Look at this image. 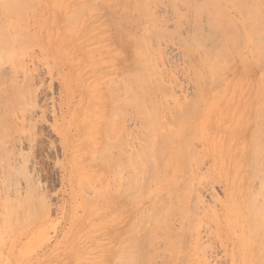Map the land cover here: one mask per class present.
<instances>
[{
	"label": "rangeland",
	"instance_id": "rangeland-1",
	"mask_svg": "<svg viewBox=\"0 0 264 264\" xmlns=\"http://www.w3.org/2000/svg\"><path fill=\"white\" fill-rule=\"evenodd\" d=\"M39 1L42 3L44 2V3L41 4V3H39ZM55 1L57 4V7H55L56 6ZM69 1L68 0H65V1H63V0H52V1L51 0H37V1L31 0V2H33V3H31L30 0H28L27 2H29L30 4L29 3H27V4L29 6L25 4V6H24L25 8L23 7L25 10L20 9L21 14L18 13L19 15L22 16L23 15L22 10H24L23 12L25 13L24 14L25 17L22 16L23 17L22 18L21 16H19L18 20L16 21V24H15V21H13L14 22L13 26H12L13 29L9 30L10 33L12 32L10 35L12 36V38H14V36L16 37L17 34L15 33L16 34L15 35L13 32L17 29V27L19 25L20 26V27H18L19 32L17 31V33L19 35L17 37L19 40H22V42H23V43H21V41H19L18 39H16V40L12 39L13 41L11 40V45L16 46V44H18V42L16 43L15 41L18 40L19 41L18 46H22L23 48L25 47V49H26L27 46H29V44H30V47H28L27 50H25V51L22 47L17 46L18 47V48L16 47L17 49L14 48L15 53H17L16 55H18L19 57L22 55L21 56L22 61H20L21 58H18V56H16L17 58L14 56V58L12 59L13 61H11V62H13V65H14V66L12 65L13 68L11 66V62L10 63L8 62L9 66H6L7 65L6 64V65H4V67H2V69H0V73L2 71V74H3V72H4V74L7 73L6 75L8 76L10 73V76H8V80L6 79V81L4 83V87H7L8 90L11 89L12 84L14 82H16L13 84L15 86L14 88H20L19 86H22L23 84H25V82L28 86V89L26 88L27 87L26 85H25L26 87L24 85L22 86L23 90L26 89L25 90L26 93L24 91V93L26 94L25 95L26 97L24 96L25 97L24 100H26V101L24 102V100H23L22 103L16 102V106H15V104L13 105L14 108L16 107V109L13 108L16 112L15 113L14 112L12 113V111L10 112V113H12L11 118L8 115L9 120L12 119V120H10L9 124L10 125L14 124L15 126L14 125L10 126L7 122L8 120L6 121V119L4 117L3 118L5 120H3L2 116H4V114H1V116H0L1 117V119H0V130H1L0 135L2 134V132H3V134H6L4 136V138H2V140L0 137V140H1V142H0V243H1L0 244V264H72V263L73 264H92V263L93 264H108V263L111 264L112 263L111 260L114 261L113 262L114 264H117L115 258L117 259L120 257L119 255H118V257H116L117 252L120 253V251H118L119 250L118 248H122V246H120L121 244H124V245L128 244V239H130V237H129L130 235H128V234L133 233L135 235L138 234L140 236L141 234H139V233H143L144 229H145V233H146V231L154 228L155 221L151 217L152 213L148 212V210H150L151 207H154L151 209L152 211L156 210V212L158 214L161 213V211L159 210L160 211V213H159L158 208L155 207V206H157L156 202L159 201L157 197H159L160 192H163L165 194V197H163L165 201H166V196H169V194H171V193H172V195L169 197H171V198L174 197L173 198L174 200L167 198L168 200L169 199L172 200V202H170L169 206L172 208L175 205L176 206V207L174 206L175 210H177V212H179V214L177 215V217H175L176 214H175V212H173V210H174V208H173L172 214L174 213L175 218L169 217L172 221L170 219L168 220L169 223L171 221V223H170L171 226L167 227V229L171 227L170 229H171V231H173V233L171 232V234L174 235V233L176 232L177 236L173 237L172 235H170L169 234L170 229L166 231V228L164 226H166V224H168V223H166L164 226L161 225L162 229H165V230L161 229L162 230L161 232L163 233V239L166 240L167 244H165L163 242L165 240H162V237L156 239V235H155L154 239L152 238V240L149 241L150 245H154V243H156V246H157L156 249L154 248L155 250L152 249L150 251V249H151L150 248L149 249L150 252L154 253L160 249L158 252L153 254L155 256L158 253L159 254L158 258L160 259V261H158L159 259L156 257L153 258L154 256L152 255V253H150L148 256L147 254L149 251H147L145 248V251H146L145 255L146 256L144 258L145 260L143 259V261H142L143 264H152V262H153V264H158V263L160 264V262L163 259L165 261L166 260L167 261L165 262L163 260L164 263L161 262V264H174L176 262H177V264H182V263L184 264L186 259L188 260V262L186 261L185 264H187V263L188 264H200V262H201V264H263L264 263L263 262V259H264L263 258L264 257V242H262L261 244H260V242L262 241L261 239H263V235H264V226H263V228L261 227V225L264 224L263 223L264 222V220H263L264 209L260 210L258 213V215H260V216H257V218L261 217L262 221H259L260 224H258L259 225L258 227L256 226L257 227V231H256V229L254 227L256 224L255 223L251 224L252 223L251 217H254V219H255V216H254L255 209L252 207V205H250L251 202L249 203V200L251 201V198L249 199V196H251L249 192L251 189H253V188H251L252 185H253L254 189L256 187L257 189L252 190L251 194H254L253 191L254 192L256 191L254 195L258 194L257 200H260L259 190H258V188H259L258 186H260V185H258V182H260V181L259 180L257 181V179H259L258 174H260V173H258V171H260V170H258L256 168V164H255V162H253V160L255 158L252 159L253 155L251 152H253L254 149L251 148L253 146L251 144L250 138L253 134L252 131H254L253 129L256 126V119H255L256 112L258 111V108L260 107V105H262V102H264V98H263L264 93L262 92L263 89L261 88L264 85L263 84L264 79H262V76H260L261 72L264 73V68H262V66L264 67V59L262 58V57H264V54H263V56L262 55L260 56L262 60L261 59L258 60L257 59L258 57L253 59L254 53L250 52L253 50L250 47L251 45L248 44L250 36L246 35L243 42L241 43L239 49L233 50V48L231 47L230 48L232 50V52H230L231 55L229 53L227 57L225 56L226 58L224 57V59L222 57H220V59H222L223 62L219 59L221 61V63H219V65H218L219 68L217 69L219 71V74H217L218 72H213V74H211V72H207L208 71L207 68L203 67V66H205V65H202V63H203L202 57L203 56L200 54V52L197 51L195 46H192L190 49H187L186 46L184 45V40L185 41H191V34L192 33L190 34V32H191L190 29L192 27L191 23H193V21L191 22L192 18L190 17V14H189V12H191V10H192L191 5L185 4V3H183V5H182L181 1L178 3L179 0H177V2L175 0V2H174L175 5L178 6V4H179L177 9L183 13V14L182 13L180 14V13H178L177 9L173 10L172 6L174 4H172V2H171L172 6H170L171 5V4H169L170 0H161L160 2L158 0H156L157 2H155V0H153V1H150L148 3L149 6H148V4L146 5L149 7V9L151 8L152 13L149 12V9L148 10L146 9L143 12L141 11L142 13L140 15L139 10L136 9L137 7H136V3H134L135 2L134 0H125L126 2L129 1V2H127L128 5H127V3H123L124 0H119L120 2H118V0H103L104 2L102 0H92L91 2H90V0L89 1L87 0V3L88 2H90V3L94 2L95 3L92 5V7H91V4L90 5L84 4L86 2V0H85V2L82 0L83 2L82 1L81 2L83 3L82 4L83 7H84V5L90 6L89 8L84 7V9L86 8V11L83 10L84 12L82 10H80L81 9L79 7L80 3L74 4L77 7L76 9L74 8L75 6L73 5V3H76L77 0H75V1L72 0L74 2L71 1L72 5L74 7L72 5H70L71 3ZM168 1H169V3H168ZM197 1H199V0H197ZM36 2L39 3V5ZM114 2H115V4H114ZM34 3L37 4V6ZM68 3H69V6H68ZM129 3L131 6L129 5ZM176 3H178V4H176ZM32 4H33V6H32ZM62 4H64V6ZM46 5H48V8H46ZM82 5L80 4V6H82ZM95 5H97V6H95ZM175 5H174V7H175ZM132 6H134L135 11L132 10L133 9ZM169 6H170V8H169ZM184 6L187 7V9ZM229 6H230L229 9L226 8V12L228 11L227 15L230 17V19H233L235 21L236 25H238L240 28H242V25L245 22L242 13L240 12V10L238 8H236L232 5H229ZM29 7L30 8L32 7L33 11H32V9L30 10ZM53 7H55V9ZM61 7H62V9H60ZM226 7H228V5ZM27 9L29 10L28 11L29 13L26 11ZM59 9H60V11H59ZM77 9H79V10H77ZM38 10H39V12H38ZM75 10H77V11H75ZM103 10H105L106 12ZM183 10L184 11L187 10V11L184 12ZM74 11L76 14L72 15V14H74ZM111 11H113V12H111ZM146 11H148V12H146ZM175 11L178 14H175ZM26 12L29 14V16L26 14ZM144 12H146L145 14L149 13L146 16L147 18L148 17H150V18L155 17L156 19H158L156 21L158 23H156L155 20H153L154 18L147 19L145 17ZM78 13H79V15H78ZM128 13H130V15ZM38 14H39V16H38ZM58 14H60V16H58ZM64 14L66 15L65 18H64V16H65ZM111 14H112V16H111ZM133 14H135V15H133ZM138 14H139V17L137 16ZM179 14L184 15L185 17L181 16L182 19H180ZM188 14H189V17L191 18V20L188 19L189 18ZM149 15H151V16H149ZM177 15H178L179 19L176 17ZM76 16H78V18ZM17 17H18V15H17ZM17 17H16V19H17ZM20 17H21V19H20ZM54 17L56 19H58V20L55 19L56 22H54L55 21ZM60 17H61V19H60ZM105 17H108V19ZM110 17H111V19H110ZM122 17H123V19H122ZM24 18H25V20L27 19L28 21L26 20L27 21L26 22L24 20ZM46 18H47V20H44ZM63 18L65 19L66 22L69 21V19L71 22H72V20L76 21V22H73L72 25H69L71 22L66 23L65 21L64 22L61 21V20H63ZM71 18H72V20H71ZM127 19H129V20H127ZM176 19L179 20V21H177L178 22L177 25H176V23H177ZM1 20H2V18H1ZM59 20H60V22H59ZM78 20H80V21H78ZM149 20H151V22L153 21L154 25H152L153 23L149 22ZM180 20L182 21V23ZM19 21H20L21 25L22 24L24 25L26 22V25L21 26ZM43 21H44V23H43ZM110 21H112L113 25L111 24ZM135 21H137V22H135ZM17 22H18V24H17ZM61 22H63V23H61ZM188 22L191 25H189V24L186 25ZM55 23H57V24H55ZM59 23H61V24L59 27H57ZM64 23H66V25ZM98 23H99V25H98ZM107 23H109V24H107ZM14 24H15L16 28H14L15 27ZM124 24H126V25H124ZM157 24L159 25V27H157ZM50 25H52V27ZM63 25H65V26H63ZM123 25H124L125 29L129 28L131 30L125 31ZM137 25H139L140 27L142 26V27L138 30L139 26L137 27ZM145 25L146 26L150 25L149 26L150 28L148 27L149 30H148V28H146ZM72 26H73V29L71 28ZM120 26L123 27L122 28L124 30L123 34H122V29ZM151 26L154 30L151 29ZM175 26H177L178 30H180V31H178L179 33L175 29L176 28ZM189 26H190V28H189ZM25 27H26L25 30H27L26 33L28 32V34L23 33V32H25V31H23L24 30L23 28H25ZM114 27H116V29L119 27L121 30H119V32H116L118 30H114L115 29ZM135 27H136V30H138V32L136 30H134L135 33L134 32L132 33L131 32L132 28L135 29ZM185 27H186V29H185ZM69 28H71V30ZM101 28H104L103 31L105 29L106 30L104 32L100 33V31L102 30ZM204 28H205V26L203 27V30H206V32H208L207 29L206 28L204 29ZM157 29L158 30L160 29L159 32L163 31L158 36H160L161 34H163V35L158 37V36L154 35V33H153L152 36H156L158 38H161V39L157 40L156 37H153L156 39V40H153V38L151 37L150 34L153 31L158 32ZM183 29L186 31H187V29H189L187 31L188 36L186 34H184L185 31ZM112 30H114L115 33ZM150 30H152V31H150ZM164 30H165V32H164ZM70 31H72L73 33ZM127 31H129V33L131 32L133 34V36H132V34H129ZM40 32H43V33H40ZM53 32H54V34H53ZM68 32H69V34L66 35V33H68ZM91 33H92V36H91ZM93 33L95 34L96 39L94 38L95 36ZM138 33L139 34L141 33L140 35L149 33L148 35L147 34L146 35L148 36V39L150 37V41H149L150 43L149 44L151 45L150 48L152 47V52L154 51L153 54H151V52H149V55L145 54L146 53L145 51L148 50V48H147L148 43L146 44L147 45L146 47L144 46L145 48H147V50L144 49L143 47L141 48V51H142V49L145 50L144 52L142 51L143 53H141L140 50L137 51L136 47L138 46V43H139L137 40L140 41V39H138V38H141L143 36L142 35L141 37H138V36H140V35H138ZM165 33H166V35H167V33H170V34H168L169 36H164ZM52 34H53V36H52ZM113 34H115V36H113ZM171 34L173 35V37ZM75 35H77V37ZM19 36L21 39L19 38ZM29 36H31L30 40L28 39V38H30ZM263 36H264V34L261 35L260 38L263 39ZM118 37H120V40H122V41H119ZM151 38H152V41H151ZM215 38H213V40L211 41V44L214 43V45L217 46L216 43L218 41L220 42L221 38L217 37V36ZM53 40H54V42H53ZM33 41H35V42H33ZM124 41L128 42V44ZM14 42H15V44H14ZM87 42H89V43L87 44ZM122 42H124L126 45L125 44L123 45ZM34 43H37V44L34 45ZM48 43H49V45H48ZM75 43H77L76 44L77 49L75 48L76 46H74ZM119 44L122 46L120 47ZM81 45H83V46H81ZM207 46H209V45H207ZM241 46H242V48H241ZM123 47H125V49H121ZM129 47H132V48H129ZM40 49H42V50H40ZM19 50L21 51V54H20ZM123 50H125V51H123ZM131 51L132 52L134 51V52L131 53ZM24 52L26 53L25 56H23L24 54H22ZM82 52H83V54H82ZM129 52H130V54H129ZM197 52L200 55H198ZM249 52L252 54V56L250 55ZM126 53L128 54L127 56H126ZM136 53L139 56L142 55L144 59L146 57L148 58V56L149 57L151 56V59H148L150 61L152 60V58L153 59L155 58V60H153V62L155 61L154 63H156L155 65L158 68H156L154 65H152L153 64L152 61H151V63L149 62V64H151L150 66H152V69L156 68V70L157 69L159 70V72L158 71L157 72L161 76H159V74H158V76L161 78V80H164V81H161L162 84H160V82H159L160 78L158 76H156L157 74L155 75L154 73H152L151 79L155 82V84L153 82H152V84H150L151 79L148 81V83H146L149 87V91H147V92H149V94L147 92L146 93L149 96L151 95L150 101L152 103H154V105H156V110H154L155 107L153 108V111H154L153 116L155 115V113H157L158 117H156V115H155V117H153V118L158 119V121L156 119V123L159 122L158 123L159 127H157L156 126L157 124L153 123L155 120L152 118V116L149 118L150 124L148 121V124L150 125V127L148 125L147 128L151 129V124H152V126L155 124L153 126V128L156 127V129H154V130H157V132L152 130V131H154L151 134V140H150L151 142H154L152 144L155 145V141H153V140L157 136L156 133H158V134L160 133V135L162 136V134L167 133V132L165 133L166 130L169 131V129H168L169 127L174 128L175 130L177 129V127L174 126V124H175L174 122L177 121V119H176L177 114L176 115L174 114L175 110L178 109L180 111V108L181 107L185 108V106H186V108H185L186 111L188 110V115H187V113L184 114V116L186 117V120H184V124H183L185 132H186V133L185 132L184 133L187 135V137L185 134L180 136V135H176V133H175L174 136L169 137V139L170 138L172 139V140L170 139V141H174L171 143L174 144L176 142L174 144L175 146H172V147H170L171 143L169 140L165 139V141H164V142H166V144L164 146L166 147L167 144L169 146V149L165 148L166 153L170 152V154H166V156H167L166 158H168V157L170 158L171 155H173V157H171L169 159V161H168V159H164V160H166L167 163L165 161H163L164 168L161 171L159 170L157 173V176H159L157 178H159L160 181L159 180L157 181L156 177H155L156 179H153L150 176V174H149V177L151 179H153L154 181L156 180L155 182L154 181L150 182V180H151L150 178H147V179H150L148 181H147L146 177L143 178V176H146L148 174H141V175H143L141 177V179L138 177L140 174H138L136 176V177H138L137 180H140V181H138V182L136 181L137 184L135 185V189H136L137 185H139L138 188L140 190L137 188L139 194H140V192H142L144 190L142 192V193H144V195L141 193V198L139 197V195L137 193L135 194L136 190L133 189L134 194H133V192L131 194L130 191L128 190L130 188H129V185H128L126 180H128L127 178H129V177L126 176V174L130 175V173H131L130 170L132 168H133L131 170L132 173H135L136 167H135L134 161H133V165H132V162L130 159L131 156H126V154H128V151H129V155H131V154L133 155V153H135V152L132 153L130 151L131 149H129V146H127V145L131 141V140L130 141L128 140L130 138L135 141V142L132 141V143H130L131 145L133 144L134 147L129 144L130 147H133V148L136 147L137 148L139 145H142L141 144L142 142L140 143V140L143 141L145 138H142L143 134L140 132H142V131L144 132V129L146 130L145 132H147V131L150 132V130H148L146 128L147 124L146 125L143 124L142 119H140V117H144V116H141L142 114H144L143 112L140 113L141 114V115H139L140 120H138V116H136V115H138L137 114L138 109L134 108L133 104H130L128 107L126 106L128 110L125 109L128 112L132 108L131 110H133V111L130 110L128 112V113H130V112L132 113L131 116H130V114H128L125 111L127 114L122 112L123 113V114L121 113V115H123V117H122L117 112L119 110L116 111L121 118H125L124 122L122 120L121 121L123 122V125H125L124 127H126L125 128L126 130L123 127L119 128L118 125H116L115 127H113V129L110 130V132L113 133L116 130V129L114 130V128H117V129L119 128L120 129L119 131H121V129H124L123 131L127 132V133L125 132L126 133L125 136L127 138H128V136H131V137H129L128 139L125 138V136H123L124 132L122 131L121 136H122V138L123 137L125 138V139L123 138L124 141H122V138L120 139L121 136L119 135L121 132L117 133L118 130H116L115 134L117 133L118 138H119V141H116L118 139L116 138V136H114V134H112V133L108 134V135H111L113 138L115 137V139H116L115 142H118V144L121 141H122L121 145L123 143L127 144L125 141L126 139L129 141V142L127 141L128 144L125 145L126 147H128V149L123 147L124 149H127L128 151L127 150L123 151L120 144L118 146H116V147H121V148H118L117 150L112 149L111 148L112 146H110L111 149H109V147H108V149L112 152V155L116 153V155L118 156V153L122 152L124 154V152H125V154H124L126 156L125 160H128V161H124V159L121 161V158H119L120 162H118V164H116V163H114V162H117V161H114L115 158L113 159V157H111L112 156L111 153H108V155H111V156H108L104 165L106 163L108 164V162H109L108 159H109V157H111L113 159V160L112 159L111 160L114 161V162L110 161V162H112L111 164H114V165L116 164L115 167H117V169H113V171H115V172H113L110 169L112 167L114 168L113 165H111V167H109L110 162L108 164L109 166H107V164L105 166L104 165L101 166L100 165L101 162H100L99 166H95L97 164L93 163V162L96 159H92V161L90 162V160H91L90 157H92L91 156L92 153L90 151L95 150L96 145H99V143L102 141V139H104L103 141H108V140H106L105 135L107 136V134H105V133H103L105 135L104 136L102 135V139H101V135H97L98 137H95V132H96L95 129L98 128V130L100 131L101 128L99 129V127H102V125H103L102 122L105 121L104 118H106L108 113H109L108 110L110 108L109 105L111 106V104H110L111 102L110 103L107 102L110 100L107 98L109 97L111 92L109 93V95L107 93L109 91L108 89H110V91H111V88H113V87L110 88L109 84L111 85L112 81H113V83H115V80L116 81L119 80L120 76H124V73H125V71H127V68L129 65H131L133 68H135V66L137 65L135 69L138 70V68L140 66L138 67V64L135 65L134 62L131 61L133 59V54L135 56ZM124 54H125V56H124ZM89 55H92L91 56L92 58L90 57L91 59L88 58ZM129 55H132V56L130 57ZM144 55H145V57H144ZM142 56H140V57H142ZM250 56L252 57V59ZM62 57H64V58H62ZM116 57H118L117 58L118 60L116 59ZM15 58L18 59V61L16 60L17 63L14 61ZM53 58H54V60H53ZM234 58H235V60H233ZM243 58H245V59L243 60ZM198 59L200 62L198 61ZM242 60L244 63L248 60L247 62H250L248 66H251V69H250V67L248 68L246 63L244 65V63H242ZM18 62H19V64H18ZM21 62H23L22 63L23 68L18 66L21 64ZM119 63H121V64H119ZM117 64H118V66H117ZM190 64L192 66H190ZM220 64H222V67ZM133 65H135V66H133ZM1 66H0V68H1ZM15 66H17L18 68L20 67V68L19 69L14 68ZM245 66L248 69V70L246 69L247 72L245 71V68H244ZM9 67H11V68H9ZM192 67H194L195 69ZM228 67H229V70H228ZM7 69L8 70L11 69V70L8 71ZM14 69H16V70L18 69L19 71L15 70L16 73L15 72L13 73ZM116 69H118V70H116ZM124 69H125V71H124ZM191 69H193V72L191 71ZM197 69L200 73H198ZM230 70L231 71L233 70V71L231 72ZM249 70L252 72L250 73ZM253 70L255 71V73ZM114 71H115V73H114ZM11 72H12V74H11ZM154 72H156V71H154ZM116 73H118L119 75H117ZM214 73H216L217 75H215ZM4 74H3V78H4ZM207 74H208V76H207ZM224 74H226V75H224ZM12 75L14 76L13 78H15L16 80L11 78ZM214 76H215V78H217L216 79L217 81L214 80V78H213ZM157 77L159 78L158 80H157ZM197 77L198 78L200 77L201 79L199 78L197 80ZM211 77L213 78L214 81L212 80ZM9 78H11V79H9ZM65 78H66V83L64 81ZM259 78L263 82L259 81ZM263 78H264V76H263ZM9 80H10V83H11V80H14V82L12 81L13 83H11V85L10 84L5 85L7 83V81L9 82ZM228 80H230V82H228ZM103 81H104L105 85L102 83ZM120 81H122V77H121ZM108 82H111V83H108ZM210 82L212 85L209 84ZM64 83H65V85H64ZM118 83H120V82H118ZM164 83H166V84H164ZM198 83H199V85H198ZM18 84H19V86H18ZM101 84H103L104 86ZM122 84H119V86L117 88L120 91V93H119L120 97L118 96L120 99H122V97H124V95L121 96L122 92H123V90H122L123 88H120V86ZM216 84H218V85H216ZM258 84L259 85L261 84V86L259 87ZM113 85L114 84H112V86ZM152 85L155 86V88ZM200 85H202V86H200ZM211 86H213L212 90L210 88ZM29 87L31 90L29 89ZM107 87H109V88H107ZM115 87H117V86H115ZM121 87H123V86H121ZM169 87H171V90L168 89ZM219 87H220V89H219ZM70 88H72V89H70ZM259 88H261V89L259 90ZM167 89L169 90V92L170 91L173 92L171 94L169 93V95H173V97L169 96L167 94L168 92L167 93L165 92V91H167ZM202 89L204 91H202ZM208 89H210V90H208ZM87 90H90V91H87ZM102 90H104V91H102ZM105 90L106 91L108 90L107 93L105 92ZM118 90H116V91H118ZM157 90H159V91H157ZM243 90H245V91H243ZM210 91H211V93H210ZM217 91H218V93H217ZM30 92H31V94H29ZM104 92H105V94H103ZM248 92H249V94H248ZM9 93H10V95L12 94L10 91H9ZM27 93H28V95H27ZM216 93H217V95H215ZM222 93L223 94L225 93V94L222 95ZM82 94H84V95H82ZM117 94H118V92H117ZM10 95H9V98L13 96V95L12 96H10ZM94 95H96V96H94ZM148 95H147V97L149 100ZM208 95H210V96H208ZM262 95H263V97H262ZM102 96L105 99L99 98ZM161 96H163V99H161L162 98ZM194 96H197V98ZM241 96H242V98H241ZM6 97H8V94L6 95ZM223 97H224V99H223ZM9 98H7V99H9ZM92 98H93V100H92ZM153 98L155 100H153ZM159 98L162 101L164 100L163 104L166 105V107L171 106V108L167 107L168 110L169 109L173 110L174 109V108L172 109L173 106L176 107L177 109L175 108L174 112H172L171 110L169 112L164 105L163 106L165 107L166 110L161 109L160 107H162V105H160V104L162 103V101L159 100ZM168 98L170 101L168 100ZM239 98H241L240 101H239ZM261 98H263V99L261 100ZM4 99H6V98L4 97ZM165 99L167 100V103H166ZM190 99L193 100V102ZM194 99H195V103H194ZM91 100L97 101V104L94 103L95 105L92 106L93 105V103H92V105H90ZM103 100H106V101H103ZM232 100H234L233 103H231ZM189 101H191V102L189 103V105H187V103ZM217 101H219V104H218L219 106L217 105V103H218ZM248 101H249V103H248ZM180 102L183 104H180ZM237 102H239V103L237 104ZM252 102H253V104H252ZM191 103H192V105H190ZM150 104L151 103L149 102V105ZM158 104H159V106H158ZM193 104H195V106ZM225 104L226 105L228 104V108L225 106ZM78 105H80V106H78ZM87 105L91 106L89 108L93 109L92 112L88 111V110H91V109H88V107L85 108V106H87ZM107 106L109 107L108 110L105 109V108H107ZM222 106H223V109L221 112ZM126 107H124V108H126ZM195 107H196V109H195ZM94 108H95V110H94ZM183 108L181 111L184 112ZM211 108H212V110H211ZM214 108H216V110ZM103 109L106 110L105 112H108L107 115L105 114V112H103ZM213 109L215 110L214 113H212ZM224 109L227 112L223 111ZM140 110H139V112H140ZM86 111H88V113ZM133 112H136L135 113L136 115ZM177 112H175V113H177ZM249 112L251 114H249ZM89 113H90V115H89ZM168 113L170 115H171V113H173L175 115V117L173 116V114L171 115V118L172 117L175 118V119L172 118L174 120V122L170 118ZM124 114L126 117L124 116ZM163 114H164V116H163ZM13 115L16 118L15 120H14ZM73 115H75V116H73ZM115 115H117V114L115 113ZM127 115H129V116H127ZM210 115H211V117H210ZM249 115H251V116H249ZM91 117H93V118H91ZM117 117L114 116V119ZM120 117H118V119H120ZM70 118L72 119V121H70L71 120ZM223 118H226V119L223 120ZM87 119H88V121H87ZM100 119H102L103 121L102 120L98 121ZM118 119H115L116 121L113 120V124H114V122H116V124H119L118 122L121 123V121H118ZM13 120L16 121L17 124ZM23 120H24V122H23ZM212 120H213V123H211ZM19 121H22L23 123L21 124ZM106 121H107V118H106ZM151 121H152V123H151ZM71 122H73V123H71ZM87 122L92 124V125H90V128H89V126H88L89 124H87ZM98 122H100L102 125L99 124ZM125 122H126V124H125ZM218 122H220V123H218ZM250 124H253V125H250ZM23 125H24V127H23ZM71 125H72V127H71ZM121 125H122V123H121ZM187 125L190 128H188ZM190 125H193V126H190ZM217 125H219L218 128H217ZM208 126H209V129H207ZM222 126H223V129H222ZM2 127L4 128V130H2ZM141 127H143L144 129ZM224 127L227 128V131H226V128L224 131ZM158 128H160V129H158ZM234 128L236 130L238 129L239 132L234 131L235 130ZM90 129H91L92 133L90 132V134H89V131L87 132V130H90ZM103 129L104 128H102L101 130L103 131ZM129 129H130L131 133H133V134L128 135V134H130V132L127 131ZM162 129L165 131H163ZM214 129H215V131H214ZM9 130H10V132H8ZM75 131H76V134H75ZM102 131H100V134H102ZM196 131H198V133H196ZM235 132H237V133H235ZM9 133H10V135H9ZM78 133H80V134H78ZM139 134L140 135L142 134L141 138H140ZM167 134L169 135V133H167ZM207 134H209V135L207 136ZM239 134L241 136H239ZM134 135H136V136L134 137ZM7 136H9V137H7ZM111 136H110V138H111ZM103 137H105V138H103ZM175 137H176V140L175 139L173 140V138H175ZM244 137H247V138H244ZM157 138H158V136H157ZM185 138L186 139L189 138L195 144H193V142H191L189 140L187 141ZM107 139H108V137H107ZM111 139H109V141ZM82 140L84 142H82ZM200 140L202 143L200 142ZM202 140L203 141L205 140V141L203 142ZM112 141L114 142V139L111 140V142ZM144 141L147 142L146 139ZM90 142L92 144L90 146H92L93 148L89 147L88 143H90ZM111 142H110V144L107 143L108 146L113 143V142L112 143ZM145 142L143 143L144 146L147 145V144H145ZM1 143H2V145H1ZM78 143H79V145H78ZM80 143H84V144H80ZM187 143H189V144H187ZM191 143L193 144V147H194L193 149L190 147V145H192ZM100 144L104 145L102 142ZM114 144H116V143H114ZM187 145H188V147H187ZM202 145H203V147H202ZM81 146H83L84 150L81 149ZM88 147L90 148V151H88L89 149L87 150ZM102 147H104V146H102ZM102 147H100V148L102 149ZM141 147L142 146H140V149H141ZM173 147H175V148H173ZM177 147H178V149L181 148L182 150H185V156H184V159L182 162L176 161L174 158L175 152H173V151H176L175 149H177ZM104 148L107 152L109 151L106 149V146ZM133 148H132V151H133ZM138 148H137V151H138ZM171 148H173V149H171ZM188 148H189V150H188ZM201 148H203L202 149V151L204 150L203 152L201 151ZM178 149H177V151L181 150V149H179V150ZM85 150L90 152V154H89L90 159L88 158L89 160L87 163H86V161H87L86 158H87L88 154ZM96 150H98V149L96 148ZM115 150L118 152H116ZM193 150L194 151L196 150L195 152H197V150H198V153H196L197 155L194 153ZM103 151H102V153H99L100 151L99 152L96 151V153L102 155L104 153ZM130 152H131V154H130ZM191 152H192V154H191ZM237 152H239V153H237ZM122 153H121V155H122ZM98 154H96V155H98ZM84 155H86V157ZM92 155H94V154H92ZM96 155H94L93 157H97ZM121 155H119V156L121 157ZM198 155H200V157L203 156L202 158L204 160L201 158L202 159L200 161L201 164L198 163L199 166L198 165L194 166L195 163H197L196 160H198V159L200 160V157ZM243 155H245V156H243ZM250 155H252V156L249 157V160H248L247 156H250ZM195 156H197L198 159ZM98 157H99L98 159L100 161L101 160L100 155ZM2 158H4V159H2ZM173 158H174V161L172 160ZM250 158L252 159L251 161H252L253 165L250 163L251 162ZM81 159H82V161H81ZM84 159H86L85 162H83ZM98 159H97V162H99ZM244 160H246V161H244ZM247 160L250 162H248ZM75 161H76V163H75ZM192 161L193 162L195 161V162H194V164L191 165ZM102 162H104V161H102ZM121 162H123V163L128 162V165H129V167L127 168L128 170H125V168H123V171L125 170L124 172L119 171V169L122 170L121 168L118 167L119 165L122 166ZM168 162L169 163L174 162V164H172V165H174L173 167L175 169L172 168V166L170 165L171 163L169 164ZM93 164H95V165L93 166ZM128 165L125 166V164H124L123 166L127 167ZM250 165H252L254 167L252 168V166H250ZM170 166H171V168H170ZM248 166H250L253 169L252 172L250 171ZM94 167L97 169H95ZM107 167H109V170L112 171V173L110 172L109 175L107 173V172H109ZM191 167L192 168L195 167L194 169H197V170H195L196 171L195 175H193L194 173L192 174L193 169L191 170L190 169ZM213 167H215V168H213ZM100 168L101 169L106 168L103 171L104 173L102 172V170ZM168 168H169V171H168ZM239 169H240V171H239ZM247 169H249L250 175L247 173L248 172ZM93 170H95L94 173H93ZM97 170H99V173H96V172H98ZM183 170H185V171H183ZM256 170H258V171L256 172ZM166 171H167V173H166ZM128 172H130V173L128 174ZM160 172H161V174H159ZM222 172H223V174H222ZM253 172H255V173L253 174ZM132 173H131V176L133 175ZM164 173H165V176H164ZM192 176L195 178L193 179ZM204 176H205V178H204ZM233 176H236V179ZM243 176L244 177L246 176V177L244 178ZM112 177L116 178V179L113 180ZM161 177H162V180H161ZM254 177H256V180L252 179ZM111 179L114 181L115 185H114V183H112L113 181ZM142 179L144 181H146V183L147 182L150 183V184L148 183L147 185H153V186H150L151 187L150 188L149 186L144 185V187H143L142 183H141V182H143ZM242 180H244V181H242ZM250 180L251 181L253 180L255 182L251 183ZM110 182L113 186L110 184ZM159 182H161V183H159ZM239 182H241V183H239ZM178 183H180V185ZM249 184L250 185L252 184V185L250 186ZM177 185L179 186L180 189L178 188ZM120 186H121V188H120ZM122 186H123V189H125L124 187H128V188H126L127 189L126 191L124 190L125 192L123 191ZM232 186H233V188H232ZM111 187H112V189H111ZM147 187H148V189H146ZM170 187H173V190ZM174 187H176V188H174ZM177 188L179 189L180 192H182V195L179 196L180 193L177 191L178 190ZM97 189H99V190H97ZM107 189L113 190V194H115L116 196H114V198H113L112 195H108V194H110L111 190L106 191V193H105V191H103V190H107ZM117 189H118V191L116 193ZM120 189H122L121 190L122 193H120V194H122V195L124 194L125 196H127L128 197L127 199L124 195L120 196V194H119ZM175 189H177V190H175ZM130 190H132V189H130ZM164 190H166V191L164 192ZM158 191H160V192L158 193ZM175 191H177V192L175 193ZM95 192H96V195H95ZM126 192L128 194L129 193L130 194L128 195ZM99 193L101 196L98 195V197H97V194H99ZM177 193H178V195L176 197ZM111 194H112V191H111ZM174 194H175V196H174ZM93 195L96 196V198ZM102 195H104V196H102ZM107 195L109 196V198ZM136 195H138L137 199L139 198V200H136L133 198ZM142 195H143V198H142ZM237 195L239 198L237 197ZM162 196H163V194L160 195V197H162ZM88 197L90 199H87ZM105 197H107L108 199ZM144 197L145 198L151 197V198L145 199ZM91 198L94 199V202H98V203L92 202L93 200ZM116 198L117 199L120 198V199H118L120 201L118 202V200ZM155 198L157 199V201L155 200ZM237 198H238V200H241V201H238ZM105 199H107V200H105ZM131 199H133V200L131 201ZM179 199H181V204L183 206L182 210H184V208L186 206H188L187 208H189V211L191 209L193 211L191 210L189 212L187 208H186V210L182 211L180 208V205H176V204H180ZM153 200L156 201L155 206H153L151 204V203H153ZM167 201L165 203L168 206L169 202H167ZM173 201L175 202L174 205L171 204V203H173ZM81 202H82V205H81ZM159 202L161 203V198H160ZM200 202H201V204H200ZM239 202H240L241 207L239 206ZM34 203L35 204L38 203L39 204L38 206L39 207L42 206V207L39 208L37 206V204L35 206ZM40 203L42 205H40ZM183 203L186 204L185 207H184ZM195 203H198V204H195ZM248 203H249L250 207L248 206ZM30 204H32V205H30ZM190 204H191V206H190ZM87 205H88V208H87ZM171 205H173V206H171ZM134 206L136 207V209L134 208ZM143 206H144L145 211L141 210V209H143L142 208ZM148 206H149V209L147 208ZM132 207H133V209H132ZM248 207L250 208V210L252 207V210L250 211L248 209ZM34 208H36V209H34ZM122 208L123 209L125 208L124 211ZM193 208H195V209H193ZM37 209H39L40 211L38 210V212H37ZM32 210L35 211V213L33 212L35 215L32 213ZM120 210H122V211H120ZM130 210L131 211L134 210L136 213L133 211L131 213L133 215H131L129 213ZM90 211H91V213H90ZM138 211L139 212L144 211L145 212V213L143 212L145 214L144 217H146V219L148 218V220L144 219V217H143L142 218V219H144V220H142L143 222L141 221V219L136 220V222H135V219L138 216L137 214H139ZM96 213L98 216L94 215ZM122 213H124V214H122ZM169 213H170V211H169ZM142 214L140 212V214H139L140 217ZM193 214H195L196 216ZM219 214H221V215L219 216ZM100 215H101V217H100ZM149 215H150V217H149ZM169 215L171 216V214H169ZM184 215H187L186 219L189 216L190 220H193L194 222H196L195 223L196 225H194V222L192 224V221H190L191 222L190 228H188V229L185 228L184 225L187 227L186 224H184L182 226V222L185 220L184 219L185 217H182ZM129 216H130V218H129ZM247 218L249 220H247ZM130 219H132V220H130ZM187 220H189V219H187ZM130 221H131V223H129ZM132 221H133V224H132ZM137 221H139V222L141 221L142 223H144L143 226H145V227L142 228L143 226H139V228L141 227L139 229L137 227L138 225H136V228H135L134 225H135V223H137ZM243 221H244V223H243ZM237 222H238V224H237ZM112 223L115 224V226L121 224L122 227L120 225L119 226L120 229H119L118 227H115ZM183 223H186V222H183ZM197 223H199V224H197ZM107 224H109V225H107ZM139 224L141 225V223H139ZM188 224H189V222H188ZM88 228H90V229H88ZM127 228H129L131 230L129 231V229H128V232L125 233V230H127ZM261 228H262V232L260 230ZM121 229H122V232L120 231ZM250 229H254V230H252L254 235H253L252 231H249ZM168 231H169V233H168ZM161 232L159 230L156 234H158V233L160 234ZM166 232L168 235L166 234ZM236 232H237V234H236ZM88 233H90V234H88ZM178 233L179 234L181 233V235H179ZM182 234L185 236H183ZM251 234H252V236H254L253 240L251 238ZM125 236L128 239L127 238L125 239ZM180 236H182L183 239ZM259 236H261L262 238H260ZM157 237H160V235ZM168 237H169V239H168ZM172 237L175 238V240H176V244H177L176 248H175V245H176L175 240ZM76 238H77V240H76ZM256 238H259V240ZM180 239L183 240L181 243L182 247L179 245V243L181 242ZM153 240H156L158 242H155ZM124 241H127V243ZM169 241H170V243H169ZM243 241H244V243H243ZM254 241L256 243V246H254ZM263 241H264V239H263ZM162 242H163L164 247L162 245ZM165 245L168 247H166ZM108 246H109V248L104 249V247H108ZM128 246L129 245H126V247H128ZM253 246H254V248H253ZM126 247H124V248L127 249ZM150 247H153V246H150ZM161 247L164 248L163 251H162ZM178 247L183 248L181 254H186V257L188 256V258H190V259L183 258L182 256H184V255L180 256L179 250H181V249ZM129 248H130V246L128 247L127 250H129ZM187 248H188V250H187ZM196 248H197V250H195ZM111 250L112 251L115 250V251L112 252ZM127 250H125V251H127ZM186 250H187V252H186ZM161 251H162V253L160 254ZM197 251L200 254L199 258H197V256L199 255V254L197 255V253H196ZM238 251H240V252H238ZM114 252H115V254H114ZM243 252H245V254ZM255 252H256V254H255ZM177 254H179L178 255L179 257H177ZM252 254H255L256 258H254V256ZM66 255H68V257L70 259L67 258ZM160 256H161V258H160ZM251 256H253V259L251 258ZM151 258L156 259V260H152ZM176 258L179 260V262ZM199 259L200 260L202 259V260L198 262ZM151 260H152V262H151ZM175 260H177V261L175 262ZM232 261H234V262H232ZM236 261H237V263H236ZM142 262H141V264H142Z\"/></svg>",
	"mask_w": 264,
	"mask_h": 264
},
{
	"label": "bare ground",
	"instance_id": "bare-ground-1",
	"mask_svg": "<svg viewBox=\"0 0 264 264\" xmlns=\"http://www.w3.org/2000/svg\"><path fill=\"white\" fill-rule=\"evenodd\" d=\"M26 0H0V66H1V68L0 69H2V67H4V65H6V66H9L8 64L11 62V61H13L12 59L14 58V56L16 57V56H18V55H16L17 53H15V50H14V48L15 49H17L18 47H22V46H18L19 45V41H21V43H23L22 42V40H19L18 39V33H17V31H18V27H20L19 25H18V27H17V29L13 32L14 34L16 33L17 34V38L14 36V38H12V36L10 35L11 33L9 32V30L11 29H13L12 28V26H13V21H15V24H16V21L18 20V18H19V16H21V15H19V14H21V12H20V9H24L25 7V4L26 5H28L27 3H29V2H25ZM34 1V0H33ZM37 1V0H36ZM52 1V0H51ZM63 1H65V0H63ZM69 1V0H68ZM72 0H70L69 2L71 3L70 5H72V2H74V1H72ZM78 1V2H77ZM76 1V3H73V5L74 4H77V3H80L81 5L83 4L82 2L84 1L85 2V0H77ZM80 1V2H79ZM82 1V2H81ZM89 1V0H88ZM92 0H90V2H91ZM103 1V0H102ZM101 1V2H102ZM135 2L134 3H136V9H138L139 10V12H140V15H141V13L143 12V11H145L146 9L148 10L149 9V2L150 1H153V0H134ZM159 2L161 1V0H158ZM181 1V4L183 5V3H185V4H189V5H191V8H192V10H191V12H189V14H190V17L192 18V20H191V18L189 17V14H188V19H190L191 20V22L193 21V23H191V24H189V22L186 24V25H191L192 27H191V29H190V34H191V41H185L184 40V45L186 46V48L187 49H190L192 46H195V48L197 49V51L198 52H200V54L203 56H201L202 58H203V63H202V65H205V66H203V67H205V68H207V72H211V74H213V72H218L217 74H219V71L217 70L219 67H218V65H219V63H221V61H222V59H220V57H222L223 59H224V57L226 56H228V54L230 53V52H232V50L230 49L231 47L233 48V50H237V49H239V47H240V45H241V43L243 42V40H244V38H245V36L246 35H249L250 36V38H249V43L248 44H250L251 46V49L253 50V51H250V52H252V53H254L253 54V59L254 58H256V57H258L257 59L259 60V59H261V55L263 56V54H264V36H263V39L262 38H260V36L261 35H263L264 34V0H199V1H197V0H179L178 1V3ZM30 2H31V0H30ZM90 2H88L87 3V0H86V2L84 3V4H86V5H90L91 4V7H92V5L93 4H95L94 2L93 3H90ZM97 2V1H96ZM104 2V1H103ZM118 2H120L119 0H118ZM127 2H129V1H127ZM125 0L123 1V3H127ZM155 2H157L156 0H155ZM171 2H172V4H174L175 5V0H170V3H169V1H168V3L169 4H171ZM176 2H177V0H176ZM31 3H33V2H31ZM37 3V2H36ZM39 3H41V4H43L42 2H40L39 1ZM39 3H37L38 5H39ZM50 3V2H49ZM62 3V2H61ZM99 3V2H98ZM113 3V2H112ZM111 3V4H112ZM178 3H176V4H178ZM30 4V3H29ZM35 4V3H34ZM37 4H35L36 6H37ZM55 4H56V1H55ZM80 4H79V7L81 8L80 10H85L86 11V8L88 7H90V6H86V5H84V7H86L85 9H84V7H83V5L82 6H80ZM114 4H115V2H114ZM148 4V6H146ZM172 4L170 5V6H172ZM63 6H64V4H62ZM72 5V6H73ZM99 5V4H98ZM127 5H128V3H127ZM129 5H130V3H129ZM174 5L172 6L173 7V10H176L177 9V7L179 6V4H178V6L177 5H175V7H174ZM228 5V7H226ZM229 5H232V6H234V7H236V8H238L239 10H240V12L242 13V15H243V17H244V20H245V22L243 23V25H242V28H240L238 25H236V23H235V21L233 20V19H230V17L227 15V12H226V8H230V6ZM29 6V5H28ZM32 6H33V4H32ZM68 6H69V3H68ZM75 6V5H74ZM73 6V7H74ZM95 6H97V5H95ZM101 6V5H100ZM131 6V5H130ZM135 6V5H134ZM134 6H132L133 7V9L132 10H134L135 8H134ZM170 6H169V8H170ZM24 7V8H23ZM27 7V6H26ZM55 7H57V4H56V6ZM55 7H53L54 9H55ZM83 7V8H82ZM125 7V6H124ZM185 7V6H184ZM30 8V7H29ZM28 8V9H29ZM38 8V7H37ZM46 8H48V5H46ZM75 9L77 8L76 6L74 7ZM186 9H187V7H185ZM26 10L27 12L29 11V10ZM32 9V11H33V8L31 7L30 8V10ZM40 9V8H39ZM51 9V8H50ZM60 9H62V7L60 8ZM60 9H59V11H60ZM114 9V8H113ZM25 10V9H24ZM24 10H22V13H23V15L22 16H24L25 17V13L23 12ZM35 10V9H34ZM77 10H79V9H77ZM77 10H75V11H77ZM88 10V9H87ZM75 11H74V14H72V15H75L76 13H75ZM103 11H105V10H103ZM135 11V10H134ZM142 11V12H141ZM177 11H178V13H182L181 11H179L178 9H177ZM184 11V10H183ZM187 11V10H186ZM186 11H184V12H186ZM189 11V10H188ZM26 12V14L29 16V12L27 13ZM38 12H39V10H38ZM57 12V11H56ZM80 12V11H79ZM84 12V11H83ZM106 12V11H105ZM111 12H113V11H111ZM138 12V13H139ZM146 12H148V11H146ZM146 12H144V14L146 13ZM149 12L150 13H152L151 12V8L149 9ZM19 13V14H18ZM81 13V12H80ZM126 13V12H125ZM178 13H176V11H175V14H178ZM102 14V13H101ZM100 14V15H101ZM119 14V13H118ZM122 14V13H121ZM120 14V15H121ZM129 15H130V13H128ZM149 14V13H148ZM148 14H145V17L148 15ZM179 14V15H180ZM183 14V13H182ZM17 15H18V17H17ZM26 15V16H27ZM48 15V14H47ZM65 15V14H64ZM78 15H79V13H78ZM114 15V14H113ZM119 15V16H120ZM132 15V14H131ZM133 15H135V14H133ZM21 16V17H22ZM38 16H39V14H38ZM41 16V15H40ZM44 16V15H43ZM58 16H60V14H58ZM90 16V15H89ZM110 16V15H109ZM111 16H112V14H111ZM138 17H139V14L137 15ZM136 16V17H137ZM144 16V15H143ZM142 16V17H143ZM149 16H151V15H149ZM153 16V15H152ZM175 16V15H174ZM184 16V15H180V19H182V17ZM187 16V15H186ZM16 17H17V19H16ZM21 17H20V19H21ZM63 17V16H62ZM66 17V15L64 16V18ZM77 18H78V16H76ZM80 17V16H79ZM124 17V16H123ZM123 17H122V19H123ZM131 17V16H130ZM178 19H179V17H178V15L176 16ZM175 17V18H176ZM185 17V16H184ZM1 18H2V20H1ZM9 18V19H8ZM23 18V17H22ZM63 18V20H61V21H65V19ZM70 18V17H69ZM73 18V17H72ZM72 18H71V20H72ZM105 18H107L108 19V17H105ZM116 18V17H115ZM132 18V17H131ZM147 18V17H146ZM150 17H148L147 19H149ZM151 18H154L153 20H155V22L158 20V19H156L155 17H151ZM150 18V19H151ZM234 18V17H233ZM14 19V20H13ZM56 18L54 17V20H55ZM60 19H61V17H60ZM68 19V18H67ZM110 19H111V17H110ZM113 19V18H112ZM125 19V18H124ZM178 19H176V22L177 21H179ZM187 19V18H186ZM9 20V21H8ZM24 20H25V18H24ZM27 20V19H26ZM25 20V21H26ZM44 20H47V18L46 19H44ZM56 20H58V19H56ZM56 20L54 21V22H56ZM75 20V19H74ZM117 20V19H116ZM127 20H129V19H127ZM161 20V19H160ZM3 21V22H2ZM7 21V22H6ZM28 21V20H27ZM26 21V22H27ZM78 21H80V20H78ZM121 21V20H120ZM134 21V20H133ZM181 21V20H180ZM189 21V20H188ZM26 22H25V24L24 25H26ZM59 22H60V20H59ZM63 22H61V23H63ZM66 22V21H65ZM67 22H71L70 21V19H69V21H67ZM66 22V23H67ZM73 22H76V21H73L72 20V22L69 24V25H72L73 24ZM88 22V21H87ZM111 22V24H112V21H110ZM135 22H137V21H135ZM149 22H151V20H149ZM174 22V21H173ZM175 22V23H176ZM19 23H20V21H19ZM43 23H44V21H43ZM47 23V22H46ZM50 23V22H49ZM61 23H59L58 24V26L57 27H59L60 26V24ZM66 23H64L65 25H66ZM100 23V22H99ZM99 23H98V25H99ZM121 23V22H120ZM123 23V22H122ZM151 23H153V21L151 22ZM150 23V24H151ZM156 23H158V22H156ZM155 23V24H156ZM181 23H182V21H181ZM15 24H14V26H15ZM17 24H18V22H17ZM55 24H57V23H55ZM107 24H109V23H107ZM178 24V22L176 23V25ZM20 25H21V23H20ZM23 24L21 25V26H24ZM65 25H63V26H65ZM68 25V26H69ZM76 25V24H75ZM97 25V24H96ZM113 25V24H112ZM124 25H126V24H124ZM124 25H123V27H124ZM152 25H154V23L152 24ZM51 27H52V25H50ZM84 26V25H83ZM139 25H137V27H138ZM146 26V25H145ZM150 25H148V26H146V28H148ZM205 26V28L207 29V31L208 32H206V30H203V27ZM27 27V26H26ZM26 27L25 28H23L24 30L23 31H25V32H23V33H25V34H28V32L26 33V31L27 30H25L26 29ZM85 27V26H84ZM112 27V26H111ZM121 27V26H120ZM123 27H121V29L123 28ZM142 27V26H141ZM140 26H139V28H138V30L141 28ZM157 27H159V25L157 24ZM176 28V30H177V32L178 31H180V30H178V27L177 26H175ZM183 27V26H182ZM187 27V26H186ZM186 27H185V29H186ZM14 28H16V26L14 27ZM28 28V27H27ZM49 28V27H48ZM72 29H73V26L71 27ZM71 28H69L70 30H71ZM83 28V27H82ZM115 29L114 30H118V31H116V32H119V30H121L119 27L116 29V27H114ZM150 28V27H149ZM149 28H148V30H149ZM189 28H190V26H189ZM204 28V29H205ZM21 29V28H20ZM93 29V28H92ZM100 29V28H99ZM102 30L100 31V33L101 32H104L103 31V29L104 28H101ZM110 29V28H109ZM124 29H125V27H124ZM151 29L152 30H154L153 28H152V26H151ZM38 30V29H37ZM77 30V29H76ZM114 30H112L113 32H114ZM126 30H131V29H125V31ZM134 30H136V27H135V29H133L132 28V33L134 32ZM138 30H136L137 32H138ZM147 30V29H146ZM152 30H150V31H152ZM158 30V29H157ZM160 30V29H159ZM159 30H158V32H150L151 34V37L153 38V37H156V36H158L161 32H163V31H161V32H159ZM184 30V29H183ZM189 29H187V31H188ZM54 31V30H53ZM124 30L122 29V34L124 33L123 32ZM185 31V33L184 34H188V32L186 31V30H184ZM19 32V31H18ZM70 32H72V31H70ZM111 32V31H110ZM128 33H129V31H127ZM129 33V34H132V33ZM164 32H165V30H164ZM40 33H43V32H40ZM73 33V32H72ZM115 33V32H114ZM135 33V32H134ZM142 33V32H141ZM140 33V34H141ZM144 33V32H143ZM153 33H154V35H156V36H152L153 35ZM179 33V32H178ZM15 34V35H16ZM53 34H54V32H53ZM53 34H52V36H53ZM67 34H69V32L68 33H66V35ZM94 34V33H93ZM98 34V33H97ZM118 34V33H117ZM126 34V33H125ZM124 34V35H125ZM137 34V33H136ZM139 33H138V35H140ZM147 34V33H146ZM146 34H142V35H140V36H138V37H141V38H138V39H140V41L139 40H137L139 43H138V46L136 47L137 48V51L138 50H140V52L141 53H143L145 50L144 49H146L147 50V48H148V50L147 51H145L146 53L145 54H148L149 55V52H151V54H153L154 53V51L152 52V47L150 48V37H149V39H148V34L146 35ZM168 34H170V33H167V35H166V33L164 34V36H169ZM119 35V34H118ZM117 35V36H118ZM135 35V34H134ZM161 35H163V34H161ZM160 35V36H161ZM172 35V34H171ZM180 35V34H179ZM26 36V35H25ZM72 36V35H71ZM76 37H77V35H75ZM91 36H92V33H91ZM94 36H95V34H94ZM105 36V35H104ZM113 36H115V34H113ZM132 36H133V34H132ZM147 36V37H146ZM160 36H158V37H160ZM188 36V35H187ZM214 36V37H213ZM220 37L221 38V41L219 42H215L216 44H217V46L216 45H214V43H212L211 44V41L213 40V38H215V37ZM30 38H28L29 40L31 39V36H29ZM51 37V36H50ZM73 37V36H72ZM136 37V36H135ZM158 37H156L157 38V40L158 39H161V38H158ZM172 37H173V35H172ZM213 37V38H212ZM19 38H20V36H19ZM41 38V37H40ZM75 38V37H74ZM73 38V39H74ZM95 39H96V36L94 37ZM119 38V41H122V40H120V37H118ZM128 38V37H127ZM137 38V37H136ZM152 38H151V41H152ZM212 38V39H211ZM12 39H14V40H16V39H18L17 41H15L16 43L18 42V44H16V46L14 45H11V40ZM21 39V38H20ZM71 39V38H70ZM90 39V38H89ZM135 39V38H134ZM164 39V38H163ZM172 39V38H171ZM216 39V38H215ZM27 40V39H26ZM40 40V39H39ZM72 40V39H71ZM75 40V39H74ZM73 40V41H74ZM100 40V39H99ZM124 40V39H123ZM129 40V39H128ZM153 40H156L155 38H153ZM173 40V39H172ZM13 41V40H12ZM28 41V40H27ZM26 41V42H27ZM32 41V40H31ZM30 41V42H31ZM94 41V40H93ZM96 41V40H95ZM118 41V42H119ZM15 42H14V44H15ZM29 42V41H28ZM33 42H35V41H33ZM37 42V41H36ZM50 42V41H49ZM52 42V41H51ZM53 42H54V40H53ZM52 42V43H53ZM69 42V41H68ZM124 42H126V41H124ZM124 42H122L123 43V45L125 44ZM47 43V42H46ZM89 42H87V44H88ZM91 43V42H90ZM110 43V42H109ZM117 43V42H116ZM127 44H128V42H126ZM133 43V42H132ZM131 43V44H132ZM148 43V44H147ZM157 43V42H156ZM32 44V43H31ZM37 43H34V45H36ZM77 43H75L74 44V46H76L75 48L77 49V45H76ZM148 45V47L147 48H145L147 45ZM22 45V44H21ZM27 45V44H26ZM48 45H49V43H48ZM73 45V44H72ZM120 45V44H119ZM126 45V44H125ZM207 45H209V46H207ZM246 45V44H245ZM18 46V47H17ZM33 46V45H32ZM44 46V45H43ZM81 46H83V45H81ZM122 45H120V47H121ZM129 46V45H128ZM145 46V47H144ZM248 46V45H247ZM17 47V48H16ZM28 47H30V44H29V46H27V48ZM37 47V46H36ZM39 47V46H38ZM98 47V46H97ZM144 48V49H142V51H141V48ZM23 48V47H22ZM27 48L25 49V47L23 48L24 49V51L25 50H27ZM40 48V47H39ZM74 48V49H75ZM92 48V47H91ZM129 48H132V47H129ZM150 48V49H149ZM241 48H242V46H241ZM20 49V48H19ZM43 49V48H42ZM42 49H40V50H42ZM121 49H125V47H123V48H121ZM85 50V49H84ZM83 50V51H84ZM96 50V49H95ZM129 50V49H128ZM133 50V49H132ZM231 50V51H230ZM108 51V50H107ZM123 51H125V50H123ZM157 51V50H156ZM248 51V50H247ZM246 51V52H247ZM17 52V51H16ZM19 52H20V54H21V51L19 50ZM27 52V51H26ZM134 52V51H133ZM132 51H131V53H133ZM193 52V51H192ZM197 52V53H198ZM249 52V53H250ZM58 53V52H57ZM56 53V54H57ZM125 53V52H124ZM196 53V54H197ZM19 54V55H20ZM22 54H24L23 56H25V52L24 53H22ZM82 54H83V52H82ZM129 54H130V52H129ZM150 54V55H151ZM199 53H198V55H200ZM238 54V53H237ZM42 55V54H41ZM55 55V54H54ZM65 55V54H64ZM93 55V54H92ZM92 55H89V59H91L92 57ZM128 54L126 53V56H127ZM195 55V54H194ZM230 55H231V53H230ZM240 55V54H239ZM246 55V54H245ZM244 55V56H245ZM250 55L252 56V54L250 53ZM22 56V55H21ZM19 57L18 56V58H21V60L20 61H22V57ZM86 56V55H85ZM123 56V55H122ZM124 56H125V54H124ZM130 57L132 56V55H129ZM140 56H142V55H140ZM137 53L135 54V56H134V54H133V59L131 60L132 62H134V64L136 65V64H138V70L137 69H135L136 68V66L135 65H133V66H135V68H133L131 65H129L128 66V68H127V71H125V69H124V71H125V73H124V76H120V79H121V77H122V81H120V79L119 80H115V83H113V81H112V83L111 82H108V83H111V85L109 84V87L111 88V87H113V88H111V91H110V89H108L107 91H108V93H107V91L105 90V92L109 95V93H110V95H109V97L107 98V99H110L109 101H107V102H111L110 104H111V106L109 105V107L107 106V108H105V109H107L108 110V108H109V110H108V112H105L106 110H104L103 109V112H105V114L107 115V113H108V115H107V121H106V118H104L105 119V121H103L102 119H100V120H98V121H103L102 123H103V125L100 123V122H98L99 124H101L102 125V127H99V129L101 128H104L103 129V131L100 129V131H102V134H100V131L98 130V128H96L95 130H96V132H95V137H98L97 135H101V139H102V135L104 136L105 134H107V136L105 135V137H106V140H108L109 141V139H111V140H113L114 139V142L112 143L111 142V140L108 142V141H103L104 139H102V143L104 144V145H102V144H100L99 143V145H96V148L100 151H98V150H96V148H95V150L97 151V152H99V153H102V151L104 152L102 155L101 154H98V153H96V151L95 150H91L90 151V148L89 147H92V146H90V145H92L91 144V142L90 143H88V145H89V147L87 148V150L88 151H90L92 154H94V155H96V154H98V155H96L97 157H93L94 155H92L91 154V156L92 157H90L89 156V154H90V152H88L87 150H85L86 152H87V154H88V156H87V161H86V159H84L83 160V162H85L86 161V163L88 162V160L91 158V160H90V162L92 161V159H96L93 163H96L97 165H95V164H93V166L95 165V166H99V164H100V162H101V166L102 165H104V163L106 162V160H107V158H108V156H111L112 155V152L109 150V149H118V148H121L122 147V150L124 151V150H127L128 149V147H126L125 145H127L128 144V142H129V144L130 143H132V141H134L133 139H128L129 137H131V136H128V138L125 136V134L127 133L126 131H123L126 127H124L125 125H123V122L125 121L124 119L125 118H121L120 116H122L123 117V115H121V113L123 112V113H126L127 111L126 110H128L127 109V107L130 105V104H133V106H134V108H136V109H138L137 110V114L138 115H136L135 113L136 112H133L136 116H138V120H140V119H142V121H143V124H147L146 125V128H147V126L150 124V121H149V118L152 116V118L153 117H155V115H156V117H158L157 116V113H155V115L153 116V114H154V111H153V108H154V110H156V105H154V103H152L151 101H150V96L148 95L149 94V92H147V91H149V87H148V85L146 84V83H148V81L151 79V76H152V73H154L156 76H158V72H159V70L157 69L156 70V68H158L155 64L156 63H154L153 62V60H155V58L153 59L152 58V65H154L156 68L155 69H152V66H150L151 64H149V62L151 63V61L150 60H148V59H151V56L149 57L148 56V58L146 57L145 59L143 58V56L142 57H140ZM189 56V55H188ZM248 56V55H247ZM250 56V57H251ZM91 57V58H90ZM144 57H145V55H144ZM160 57V56H159ZM225 57V58H226ZM246 57V56H245ZM260 57V58H259ZM17 58V57H16ZM14 59V61L17 63V61H18V59ZM62 58H64V57H62ZM87 58V59H88ZM118 57H116V59H117ZM128 58V57H127ZM263 59H264V57H262ZM88 59V60H89ZM221 61H220V60ZM245 58H243V60H244ZM248 59V58H247ZM251 59H252V57H251ZM17 60V61H16ZM53 60H54V58H53ZM72 60V59H71ZM87 60V61H88ZM118 60V59H117ZM232 60V59H231ZM233 60H235V58L233 59ZM232 60V61H233ZM243 60H242V63H244L243 62ZM262 60V59H261ZM130 61V62H131ZM147 61V62H146ZM159 61V60H158ZM198 61H199V59H198ZM220 61V62H219ZM225 61V60H224ZM248 61V60H247ZM245 62L246 63V65L248 66L249 65V63L250 62ZM250 61V60H249ZM9 62V63H8ZM86 62V61H85ZM91 62V61H90ZM129 62V63H130ZM200 62V61H199ZM223 62V61H222ZM5 63V64H4ZM22 63L23 62H21V64L20 65H18V66H20V67H22L23 68V66H22ZM80 63V62H79ZM235 63V62H234ZM245 63H244V65H245ZM248 63V64H247ZM261 63V62H260ZM18 64H19V62H18ZM115 64V63H114ZM119 64H121V63H119ZM124 64V63H123ZM225 64V63H224ZM13 65V62H11V66ZM16 65V64H15ZM67 65V64H66ZM221 65V67H222V64H220ZM5 66V67H6ZM14 66V65H13ZM13 66H12V68H13ZM117 66H118V64H117ZM123 66V65H122ZM190 66H192L191 64H190ZM227 66V65H226ZM19 67V68H20ZM72 67V66H71ZM132 67V68H131ZM230 67V66H229ZM229 67H228V70H229ZM234 67V66H233ZM237 67V66H236ZM250 67V69H251V66H248V68ZM8 68V67H7ZM9 68H11V67H9ZM14 68H18L17 66H15ZM18 68V69H19ZM114 68V67H113ZM154 68V67H153ZM191 68V67H190ZM192 68H194V67H192ZM197 68V67H196ZM201 68V67H200ZM245 68V71L247 72V68H246V66L244 67ZM262 68H264L263 66H262ZM16 70V69H14V71H13V73L15 72V70L16 71H19V70ZM122 69V68H121ZM133 69V70H132ZM135 69V70H134ZM195 69V68H194ZM225 69V68H224ZM247 69V70H246ZM257 69V68H256ZM5 70V69H4ZM8 70V69H7ZM11 70V69H10ZM10 70H8V71H10ZM13 70V69H12ZM86 70V69H85ZM84 70V71H85ZM116 70H118V69H116ZM122 71V70H121ZM154 71H156V72H154ZM158 71V72H157ZM191 71L193 72V69H191ZM197 71H198V69H197ZM231 71V70H230ZM233 71V70H232ZM231 71V72H232ZM250 71V70H249ZM254 71V70H253ZM263 71V70H262ZM74 72V71H73ZM112 72V71H111ZM117 72V71H116ZM120 72V71H119ZM118 72V73H119ZM164 72V71H163ZM206 72V73H207ZM245 72V73H246ZM252 71H250V73H251ZM6 73V72H5ZM16 73V72H15ZM83 73V72H82ZM114 73H115V71H114ZM118 73H116L117 75H119ZM161 73V72H160ZM169 73V72H168ZM197 73V72H196ZM198 73H200L199 71H198ZM197 73V74H198ZM224 73V72H223ZM249 73V72H248ZM254 73H255V71H254ZM3 74H4V72H3ZM3 74H2V71H1V73H0V116H1V114H4V116H2V118L4 117L5 119H6V121L8 122V124L10 123V120H12V119H10L9 120V116H10V118H11V116H12V113L14 112H16L14 109H16V107L14 108V104H15V106H16V102H20V103H22V101L24 100V98L26 97L25 95V93H26V89H24L23 90V85L25 86H27V84H26V82H25V84H23L22 86H19V84H18V86L20 87V88H14L15 86L13 85L14 83H16V82H14V80H11V83H13L12 84V87H11V89H9L8 90V88L7 87H4V83H5V81H6V79L8 80V76H10V73H9V75L7 76L6 74H4V78H3ZM11 74H12V72H11ZM215 75H217L216 73H214ZM243 74V73H242ZM257 74V73H256ZM264 73H262L261 72V74H260V76H262V79H264L263 78V75ZM7 77H6V76ZM168 75V74H167ZM199 75V74H198ZM197 75V76H198ZM224 75H226V74H224ZM247 75V74H246ZM159 76H161L160 74H159ZM158 76V77H159ZM165 76V75H164ZM207 76H208V74H207ZM210 76V75H209ZM213 76V75H212ZM234 76V75H233ZM14 76L12 75L11 76V78L12 79H15V78H13ZM16 77V76H15ZM155 77V76H154ZM157 77V80L160 78H158ZM166 77V76H165ZM203 77V76H202ZM217 77V76H216ZM247 77V76H246ZM249 77V76H248ZM253 77V76H252ZM256 77V76H255ZM11 78H9V79H11ZM200 78V77H199ZM198 77H197V80L199 79ZM212 78V77H211ZM214 78V80H216L217 78H215V76L213 77ZM213 78H212V80H213ZM221 78V77H220ZM201 79V78H200ZM206 79V78H205ZM223 79V78H222ZM16 80V79H15ZM213 80V81H214ZM13 81V82H12ZM65 83H66V78H65ZM94 81V80H93ZM151 81V83L150 84H152V82L155 84V82L151 79L150 80ZM161 81H164V80H161V78H160V80H159V82H160V84H162V82ZM201 81V80H200ZM217 81V80H216ZM215 81V82H216ZM259 81H261V82H263L262 80H260V78H259ZM118 82H120V83H118ZM123 84H122V83ZM198 82V81H197ZM214 82V83H215ZM228 82H230V80H228ZM11 83H10V80H9V82L7 81V83L5 84V85H11ZM29 83V82H28ZM65 83H64V85H65ZM103 84H104V81L102 82ZM220 83V82H219ZM222 83V82H221ZM103 84H101V85H103ZM112 84H114L115 86H117V87H115L114 85L112 86ZM119 84H122L121 86H123V87H121L120 86V88H123L122 90H123V92H122V95L121 96H123L124 95V97H122V99H120L119 97V93H120V91L117 89L118 88V86H119ZM153 84V85H154ZM164 84H166V83H164ZM209 84H211V82L209 83ZM263 84H264V82H263ZM21 85V84H20ZM29 85V84H28ZM105 85V84H104ZM103 85V86H104ZM152 85V86H153ZM169 85V84H168ZM198 85H199V83H198ZM212 85V84H211ZM214 85V84H213ZM216 85H218V84H216ZM229 85V84H228ZM259 85V84H258ZM25 86V87H26ZM200 86H202V85H200ZM261 86V84L259 85V87ZM9 87V86H8ZM22 87V88H21ZM100 87V86H99ZM109 87H107V88H109ZM154 88H155V86H153ZM212 87L213 86H211L210 88H211V90H212ZM216 87V86H215ZM228 87V86H227ZM247 87V86H246ZM10 88V87H9ZM27 89H28V86L26 87ZM115 88V89H114ZM253 88V87H252ZM263 90H262V92L264 93V85L261 87ZM261 88H259V90L261 89ZM13 89V90H12ZM29 89H30V87H29ZM70 89H72V88H70ZM113 89V90H112ZM168 89H170L171 90V87H169ZM167 89V91H165L168 95H169V93L171 94V93H173V92H169V90ZM219 89H220V87H219ZM218 89V90H219ZM229 89V88H228ZM254 89V88H253ZM31 90V89H30ZM116 90H118V91H116ZM121 90V89H120ZM121 90V91H122ZM208 90H210V89H208ZM251 90V89H250ZM9 91L12 93L11 95H10V93H9ZM24 91H25V93H24ZM81 91V90H80ZM87 91H90V90H87ZM102 91H104V90H102ZM157 91H159V90H157ZM156 91V92H157ZM202 91H204L203 89H202ZM226 91V90H225ZM224 91V92H225ZM243 91H245V90H243ZM242 91V92H243ZM8 92V93H7ZM29 92V91H28ZM105 92L103 93V94H105ZM117 92H118V94H117ZM148 94H147V93ZM216 92V91H215ZM214 92V93H215ZM227 92V91H226ZM251 92V91H250ZM89 93V92H88ZM151 93V92H150ZM210 93H211V91H210ZM217 93H218V91H217ZM217 93L215 94V95H217ZM261 93V92H260ZM8 94V97H6V95ZM29 94H31V92L29 93ZM85 94V93H84ZM84 94H82V95H84ZM101 94V93H100ZM106 94V95H107ZM225 94V93H224ZM223 93H222V95H224ZM248 94H249V92H248ZM247 94V95H248ZM9 95L10 96H12V97H10L9 98ZM27 95H28V93H27ZM147 95L149 96V100H148V97H147ZM159 95V94H158ZM166 95V94H165ZM232 95V94H231ZM242 95V94H241ZM25 96V97H24ZM31 96V95H30ZM87 96V95H86ZM94 96H96V95H94ZM104 96V95H103ZM99 97V98H104V97ZM119 96V97H118ZM160 96V95H159ZM169 96H172L173 97V95H169ZM208 96H210V95H208ZM207 96V97H208ZM4 97L6 98V99H4ZM106 97V96H105ZM162 98L161 99H163V96H161ZM167 97V96H166ZM177 97V96H176ZM194 97H196L197 98V96H194ZM247 97V96H246ZM249 97V96H248ZM253 97V96H252ZM260 97V96H259ZM262 97H263V95H262ZM7 98H9V99H7ZM28 98V97H27ZM26 98V99H27ZM152 98V97H151ZM195 98V99H196ZM231 98V97H230ZM241 98H242V96H241ZM241 98H239V101H240V99ZM264 98V97H263ZM263 98H261V100L263 99ZM105 99V98H104ZM158 99V98H157ZM160 98H159V100H161ZM173 99V98H172ZM195 99H194V103H195ZM201 99V98H200ZM218 99V98H217ZM223 99H224V97H223ZM222 99V100H223ZM92 100H93V98H92ZM91 100V103H90V105H92V103H93V105L92 106H94L95 104L94 103H96L97 104V101H92ZM152 100V99H151ZM153 100H155L154 98H153ZM168 100H169V98H168ZM191 100V99H190ZM221 100V99H220ZM26 100H24V102H25ZM102 101V100H101ZM103 101H106V100H103ZM162 101V100H161ZM164 101V100H163ZM162 101V103L160 104V105H162V107H160L161 109H165V107H166V105H164L163 102ZM165 101H166V103H167V100L165 99ZM170 101V100H169ZM177 101V100H176ZM192 102H193V100H191ZM191 101H189L188 103H187V105H189V103L191 102ZM233 101L234 100H232V102L231 103H233ZM14 102V103H13ZM23 102V103H24ZM149 102L151 103L150 105H149ZM157 102V101H156ZM210 102V101H209ZM218 103H217V105L219 104V101H217ZM221 102V101H220ZM17 103V104H18ZM83 103V102H82ZM101 103V102H100ZM165 103V104H166ZM201 103V102H200ZM199 103V104H200ZM205 103V102H204ZM239 102H237V104H238ZM248 103H249V101H248ZM99 104V103H98ZM108 104V103H107ZM180 104H183V103H181L180 102ZM198 104V105H199ZM216 104V103H215ZM251 104V103H250ZM252 104H253V102H252ZM104 105V104H103ZM165 107H164V106ZM190 105H192V103L190 104ZM194 106H195V104H193ZM197 105V106H198ZM249 105V104H248ZM18 106V105H17ZM75 106V105H74ZM78 106H80V105H78ZM127 106V107H126ZM158 106H159V104H158ZM176 106V105H175ZM216 106V105H215ZM219 106V105H218ZM225 106L228 108V104L226 105L225 104ZM22 107V106H21ZM20 107V108H21ZM88 107V109H91V108H89V107H91V106H85V108H87ZM104 107V106H103ZM124 107H126V108H124ZM132 107V106H131ZM168 108L170 107L171 108V106H167ZM167 107H166V109H167ZM178 107V106H177ZM191 107V106H190ZM225 107V108H226ZM14 108V109H13ZM130 108V107H129ZM174 108V109H173ZM175 108L176 107H172V109L173 110H171V109H167L169 112H170V110L172 111V112H174V110H175ZM182 108L183 107H181L180 108V111L177 109V110H175V112H177V113H175L174 112V114L176 115L177 114V121L176 122H174V120L173 119H175V118H171V115L173 114V113H171V115L169 114V116H170V118L173 120V122L175 123L174 124V126H176L177 127V129L175 130L174 128H171V127H169L168 129H169V131H165V130H163V131H165V133L167 132V133H169V135L166 133V134H162V136L160 135V133L158 134V133H156V135L158 136V138H157V136L155 137V139L153 140V141H155V145L154 144H152V143H154V142H151L150 140H151V134L155 131V132H157V130H154V129H156V127H154L153 128V126L155 125H153L152 126V124H151V129L150 128H147L148 130H150V132H145L146 130L143 128V127H141V128H143L144 129V132L142 131V132H140V133H142L143 134V137L142 138H145L146 139V141L147 142H145L144 140L142 141V140H140V143L142 144V145H137L138 147V151H137V148L135 147V148H133L134 146H133V144L131 145V146H133V147H130V145L128 144L127 146H129V149H131L130 151L133 153V152H135V153H133V155L131 154V152H130V154L131 155H129V151H128V154H126V156H131L130 157V159H131V162H132V165H133V161L135 162V167H136V172L135 173H132V169L130 170V172L133 174L132 176H131V173L130 172H128V174L130 173V175H127L126 174V176H128L129 178H127L128 180H126L127 181V183H128V185H129V188L130 189H132V190H130V189H128L129 191H130V193L132 194V192H133V189L134 190H136L135 191V194L137 193L138 195H139V197L141 198V193L144 191H142V192H140V194L138 193V190H137V188H138V186L139 185H137V187H136V189H135V185L137 184V182L138 181H140V180H137L138 179V177L141 179V177L143 176V175H141V174H148V175H146V176H143V178H145L146 177V179L147 178H150L149 177V174H150V176L153 178V179H156L157 177H159V176H157V173H158V171L160 170H162L163 168H164V163H163V161H165L166 162V160H164V159H168V161H169V159L171 158V157H173V155H171V157L169 158H166L167 156H166V154H170V152L168 153H166V149H169V146H168V144H167V146L165 147L164 145L166 144V142H164L165 141V139H167V140H169L170 141V139H169V137H172V136H174L175 135V133H176V135H183V134H185L186 132H185V129H184V120H186V117L184 116V114L185 113H187V115H188V110L186 111V106H185V108H183L184 109V112L183 111H181L182 110ZM213 108V107H212ZM212 108H211V110H212ZM13 109V110H12ZM126 109V110H125ZM132 109V108H131ZM130 109V110H131ZM135 109V110H136ZM141 109V110H140ZM165 109V110H166ZM195 109H196V107H195ZM215 110H216V108H214ZM213 109V111H212V113H214V110ZM222 109H223V106L221 107V112H222ZM92 110L93 109H91V110H88V111H91L92 112ZM94 110H95V108H94ZM117 110H119V111H117ZM122 110V111H121ZM124 110V111H123ZM129 110V111H130ZM139 110H140V112H139ZM12 111V113H10ZM88 111H86L87 113H88ZM119 113V115H118V113ZM121 111V112H120ZM126 111V112H125ZM128 111V112H129ZM131 111H133V110H131ZM167 111V112H168ZM186 111V112H185ZM202 111V110H201ZM223 111H225V109L223 110ZM19 112V111H18ZM73 112V111H72ZM127 112V113H128ZM144 113V114H140V113ZM157 112V111H156ZM217 112V111H216ZM220 112V113H221ZM225 112H227V111H225ZM10 113V114H9ZM97 113V112H96ZM115 113L117 114V115H115ZM122 113V114H123ZM126 113V114H127ZM190 113V112H189ZM72 114V113H71ZM104 114V115H105ZM128 114H130V116L132 115V113L130 112V113H128ZM173 114V116L175 117V115ZM223 114V113H222ZM249 114H251L250 112H249ZM9 115V116H8ZM15 115V114H14ZM14 115H13V117H14ZM19 115V114H18ZM23 115V114H22ZM89 115H90V113H89ZM88 115V116H89ZM105 115V116H106ZM139 115H141V116H144V117H140V119H139ZM212 115V114H211ZM211 115H210V117H211ZM226 115V114H225ZM255 115V114H254ZM73 116H75V115H73ZM103 116V115H102ZM114 116H118V117H120V119H118V117L117 118H115V119H118V121H121V123H122V125H121V123L120 122H118L119 124H116V122H114V124H113V120H115L114 119ZM124 116H125V114H124ZM127 116H129V115H127ZM163 116H164V114H163ZM227 116V115H226ZM225 116V117H226ZM242 116V115H241ZM249 116H251V115H249ZM18 117V116H17ZM90 117V116H89ZM126 117V116H125ZM3 118V120H5ZM25 118V117H24ZM72 118V117H71ZM70 118V119H71ZM91 118H93V117H91ZM214 118V117H213ZM0 119H1V117H0ZM16 118L14 117V120H15ZM135 119V118H134ZM154 119V118H153ZM152 119V120H153ZM156 119L157 118H155L153 121V123H156ZM194 119V118H193ZM212 119V118H211ZM224 119H226V118H223V120ZM255 119H256V126L254 127V131H252L253 132V134H252V136H251V138H250V141H251V144H252V146L253 147H251V148H253L254 149V151L253 152H251L252 153V155H250V156H247L248 157V160H249V157H251L252 156V159L253 158H255L254 160H253V162H255V164H256V168L258 169V170H260V171H258V170H256V172L258 171V173H260V174H258V177H259V179H257V181L259 180L260 182H258V185H260V186H258L259 188H258V190H259V196H260V200H257V195L258 194H256V195H254L255 194V192L253 191V193L254 194H251V191L252 190H256L257 188L255 187V189H254V187H253V185H252V187L251 188H253V189H251L250 190V195L251 196H249V199L251 198V201L249 200V203L251 202V204L250 205H252V207L255 209V212H254V216H255V219H254V217H251V221H252V223L251 224H253V223H255L253 226L255 227V229H256V231H257V227L259 226L258 224H260L259 223V221H262V219H261V217H258L257 218V216H260V215H258V213H259V211L260 210H263L264 209V102H262V105H260V107L258 108V111L256 112V117H255ZM254 119V120H255ZM2 120V121H3ZM13 120V121H14ZM76 120V119H75ZM74 120V121H75ZM162 120V119H161ZM221 120V119H220ZM240 120V119H239ZM252 120V119H251ZM253 120V121H254ZM70 121H72V119L70 120ZM80 121V120H79ZM87 121H88V119H87ZM116 121V120H115ZM148 121H149V124H148ZM157 121H158V119H157ZM194 121V120H193ZM211 121V120H210ZM14 122H16V121H14ZM21 124L24 122V120H23V122L22 121H19ZM18 122V123H19ZM128 122V121H127ZM139 122V121H138ZM165 122V121H164ZM192 122V121H191ZM238 122V121H237ZM71 123H73V122H71ZM151 123H152V121H151ZM159 123V122H158ZM158 123H156L157 125V127H159V124ZM211 123H213V120H212V122ZM218 123H220V122H218ZM2 124V123H1ZM7 124V125H8ZM16 124H17V122H16ZM20 124V125H21ZM87 124H89L88 126H89V128H90V125H92L91 123H88L87 122ZM105 124V125H104ZM125 124H126V122H125ZM140 124V123H139ZM167 124V123H166ZM3 125V124H2ZM10 125V124H9ZM14 124H12V125H10V126H13ZM116 125H118V127L120 128H124V129H121V131H119L120 129L118 128H114V130L116 129V130H118L117 131V133L118 132H121L119 135L121 136V134H122V131L124 132V135L123 136H125V138H127L125 141H126V143L127 144H125V143H123L122 145H121V143H122V141H124L123 140V138H122V136L120 137V139L122 138V141L121 142H119V144L121 145V147H116V146H118L119 144H118V142H115V137L113 138L111 135H108V134H111L112 132H110V130L111 129H113V127H115ZM121 125V126H120ZM250 125H253V124H250ZM15 126V125H14ZM100 126V125H99ZM105 126V127H104ZM169 126V125H168ZM188 126V125H187ZM190 126H193V125H190ZM195 126V125H194ZM218 126L219 125H217V128H218ZM248 126V125H247ZM4 127V126H3ZM2 127V130H4V128ZM23 127H24V125H23ZM71 127H72V125H71ZM70 127V128H71ZM79 127V126H78ZM97 127V126H96ZM149 127H150V125H149ZM212 127V126H211ZM227 127V126H226ZM226 127H224V131H225V128ZM18 128V127H17ZM80 128V127H79ZM131 128V127H130ZM187 128V127H186ZM188 128H190L189 126H188ZM194 128V127H193ZM197 128V127H196ZM195 128V129H196ZM220 128V127H219ZM251 128V127H250ZM16 129V128H15ZM93 129V128H92ZM158 129H160V128H158ZM207 129H209V126L207 127ZM222 129H223V126H222ZM235 129V128H234ZM233 129V130H234ZM240 129V128H239ZM248 129V128H247ZM23 130V129H22ZM73 130V129H72ZM116 130L112 133V134H114V136H116V138L118 139V140H116V141H119V138H118V134L116 133L115 134V132H116ZM126 130V129H125ZM139 130V129H138ZM152 130H154V131H152ZM197 130V129H196ZM231 130V129H230ZM78 131V130H77ZM89 131V134H90V132H91V129L90 130H87V132ZM128 132H130V134H128V135H131V134H133V133H131V131H130V129L129 130H127ZM214 131H215V129H214ZM226 131H227V128H226ZM234 131H237V132H239L238 131V129L236 130H234ZM0 132H1V130H0ZM6 132V131H5ZM4 132V133H5ZM8 132H10V130L8 131ZM12 132V131H11ZM23 132V131H22ZM94 132V131H93ZM108 132V133H107ZM110 132V133H109ZM126 132V133H125ZM134 132V131H133ZM185 132V133H184ZM237 132H235V133H237ZM61 133V132H60ZM92 133V132H91ZM103 133H105V134H103ZM146 133V134H145ZM195 133V132H194ZM196 133H198V131H196ZM195 133V134H196ZM75 134H76V131H75ZM74 134V135H75ZM78 134H80V133H78ZM141 134V135H142ZM210 134V133H209ZM209 134H207V136L209 135ZM241 134V133H240ZM239 134V136H241ZM6 134H3V132H2V134L0 135V137H1V140H2V138H4V136H5ZM9 135H10V133H9ZM140 135V134H139ZM138 135V136H139ZM141 135H140V138H141ZM146 135V136H145ZM186 135V134H185ZM190 135V134H189ZM221 135V134H220ZM236 135V134H235ZM89 136V135H88ZM110 136H111V138H110ZM133 136V135H132ZM136 135H134V137H135ZM206 136V137H207ZM225 136V135H224ZM246 136V135H245ZM7 137H9V136H7ZM63 137V136H62ZM100 137V136H99ZM105 137H103V138H105ZM107 137H108V139H107ZM186 137H187V135H186ZM192 137V136H191ZM78 138V137H77ZM124 138V139H125ZM139 138V137H138ZM139 138V139H140ZM154 138V137H153ZM244 138H247V137H244ZM63 139V138H62ZM75 139V138H74ZM83 139V138H82ZM176 140V137L175 138H173V140ZM182 139V138H181ZM186 139V138H185ZM193 139V138H192ZM215 139V138H214ZM1 140H0V142H1ZM6 140V139H5ZM84 140V139H83ZM82 140V142H84ZM86 140V139H85ZM90 140V139H89ZM172 140V139H171ZM187 141L189 140V141H191L189 138L188 139H186ZM4 141V140H3ZM2 141V142H3ZM64 141V140H63ZM69 141V140H68ZM99 141V140H98ZM97 141V142H98ZM128 141V142H127ZM139 141V140H138ZM185 141V140H184ZM198 141V140H197ZM203 141V140H202ZM205 141V140H204ZM203 141V142H204ZM215 141V140H214ZM233 141V140H232ZM110 142L112 143L111 145H109L108 146V144L107 143H109L110 144ZM135 142V141H134ZM145 142V144H147L146 146H144L143 145V143ZM164 142V143H163ZM171 142H174V141H170V143ZM183 142V141H182ZM191 142H193V141H191ZM200 142H201V140H200ZM208 142V141H207ZM206 142V143H207ZM86 143V142H85ZM114 143H116V144H114ZM176 143V142H175ZM174 143V144H175ZM178 143V142H177ZM202 143V142H201ZM246 143V142H245ZM80 144H84V143H80ZM114 144V145H113ZM173 143H171L170 145V147H172V146H175L174 144L172 145ZM187 144H189V143H187ZM192 144V143H191ZM193 144H195L194 142H193ZM193 144L192 145H190V147L193 149L194 147H193ZM205 144V143H204ZM203 144V145H204ZM210 144V143H209ZM222 144V143H221ZM220 144V145H221ZM1 145H2V143H1ZM78 145H79V143H78ZM124 145V146H123ZM201 145V144H200ZM203 145H202V147H203ZM71 146V145H70ZM102 146H106V149L107 150H109L108 152L105 150V148L104 147H102ZM110 146H112L111 148H110ZM140 146H142L141 147V149H140ZM180 146V145H179ZM184 146V145H183ZM182 146V147H183ZM195 146V145H194ZM100 147H102V149L100 148ZM108 147H109V149H108ZM116 147V148H115ZM123 147H125V148H127V149H124ZM187 147H188V145H187ZM78 148V147H77ZM93 148V147H92ZM91 148V149H92ZM132 148H133V151H132ZM166 148V149H165ZM173 148H175V147H173ZM173 148H171V149H173ZM196 148V147H195ZM81 149H83V146H81ZM177 149H178V147H177ZM177 149H175L176 151H177ZM179 149H181V148H179ZM178 149V150H179ZM202 149L203 148H201V151H202ZM68 150V149H67ZM75 150V149H74ZM84 150V149H83ZM115 150V151H116ZM121 150V149H120ZM121 150V151H122ZM188 150H189V148H188ZM187 150V151H188ZM247 150V149H246ZM249 150V149H248ZM72 151V150H71ZM95 151V152H94ZM170 151V150H169ZM173 151V152H175L174 154H175V156H174V158H175V160L176 161H180V162H182L183 161V159H184V156H185V150H179V151ZM192 151V150H191ZM194 151V150H193ZM196 151V150H195ZM194 151V153L196 154V153H198V150H197V152H195ZM204 151V150H203ZM202 151V152H203ZM94 152V153H93ZM116 152H118V151H116ZM120 152V151H119ZM172 152V153H173ZM190 152V151H189ZM188 152V153H189ZM200 152V151H199ZM206 152V151H205ZM235 152V151H234ZM233 152V153H234ZM96 153V154H95ZM108 153H111V155H108ZM121 153L122 152H120V153H118V156L116 155V153L115 154H113L111 157H113V159L115 158V160L114 161H117V162H114V161H112L113 159L111 158V157H109V159H108V161L110 162V161H112V162H114V163H116V164H118V162H120L119 161V158H121V161L124 159V161H128V160H125L126 158V156L124 155L125 154V152H124V154L122 153V155L124 156H122L121 155ZM193 153V154H194ZM237 153H239V152H237ZM250 153V154H251ZM165 154V155H164ZM191 154H192V152H191ZM201 154V153H200ZM207 154V153H206ZM245 154V153H244ZM100 155V158H101V160L99 161V156ZM115 155V156H114ZM119 155H121V157L119 156ZM188 155V154H187ZM197 155V154H196ZM231 155V154H230ZM238 155V154H237ZM85 157H86V155H84ZM83 156V157H84ZM118 158H117V157ZM170 156V155H169ZM199 157H200V155H198ZM206 156V155H205ZM243 156H245V155H243ZM242 156V157H243ZM90 157V158H89ZM194 157V156H193ZM197 159H198V157L197 156H195ZM203 157V156H202ZM202 157H200V160L198 159V160H196L197 161V163H195V165L194 166H199V164L198 163H200V161L203 159ZM241 157V158H242ZM89 158V159H88ZM129 158V157H128ZM174 158L172 159L173 161H174ZM202 158V159H201ZM240 158V159H241ZM2 159H4V158H2ZM7 159V158H6ZM97 159H98V161L99 162H97ZM112 159V160H111ZM117 159V160H116ZM251 158H250V161L252 160ZM192 160V159H191ZM194 160V159H193ZM204 160V159H203ZM247 160V161H248ZM80 161V160H79ZM78 161V162H79ZM81 161H82V159H81ZM102 161H104V162H102ZM123 161V162H124ZM199 161V162H198ZM244 161H246V160H244ZM250 161H248V162H250ZM89 162V163H90ZM109 162H108V164H109ZM112 162H110V166L107 164V166H109V167H111V165H113L114 166V168L112 167V168H110L112 171H113V169H117V167H115L116 166V164L114 165V164H111ZM123 162H121V164H122V166L121 165H119L118 167L119 168H121L122 170H120L119 169V171H123V168H125V170H128L127 168L129 167V165H128V162L127 163H123ZM130 162V163H131ZM195 162V161H194ZM194 162L192 161V163H191V165L192 164H194ZM237 162V161H236ZM247 162V163H248ZM75 163H76V161H75ZM167 163V162H166ZM169 163V162H168ZM171 163V162H170ZM169 163V164H170ZM252 165H253V163H252V161L250 162ZM249 163V164H250ZM105 164V165H106ZM120 164V163H119ZM125 164V166L126 165H128L127 167H124L123 165ZM172 164H174V162H172L170 165L172 166V168H174L173 166L174 165H172ZM201 164V163H200ZM245 164V163H244ZM254 164V165H255ZM82 165V164H81ZM104 165V166H105ZM190 165V166H191ZM252 165H250V166H252ZM171 166H170V168H171ZM215 166V165H214ZM223 166V165H222ZM250 166H248L249 167V169H250V171L252 172L253 171V167L254 166H252V168L250 167ZM109 167H107L108 168V171L109 172H107L108 173V175L110 174V172L112 173V171L111 170H109ZM95 168V167H94ZM167 168V167H166ZM165 168V169H166ZM195 168V167H194ZM194 168H190L191 170L193 169V172H192V174L193 175H195V173H196V171L195 170H197V169H194ZM198 168V167H197ZM213 168H215V167H213ZM221 168V167H220ZM223 168V167H222ZM228 168V167H227ZM95 169H97V168H95ZM99 169V168H98ZM101 169V168H100ZM106 168H102L101 170H102V172L105 170ZM175 169V168H174ZM178 169V168H177ZM229 169V168H228ZM249 169H247L248 170V174L250 175V172H249ZM124 170V171H125ZM214 170V169H213ZM94 171L95 170H93V173H94ZM98 172H96V173H99V170H97ZM118 171V170H117ZM123 171V172H124ZM168 171H169V168H168ZM183 171H185V170H183ZM239 171H240V169H239ZM238 171V172H239ZM78 172V171H77ZM80 172V171H79ZM101 172V171H100ZM113 172H115V171H113ZM191 172V171H190ZM207 172V171H206ZM104 173V172H103ZM118 173V172H117ZM166 173H167V171H166ZM211 173V172H210ZM237 173V172H236ZM255 172H253V174H254ZM106 174V173H105ZM116 174V173H115ZM138 174H140L138 177H136ZM159 174H161V172L159 173ZM169 174V173H168ZM167 174V175H168ZM222 174H223V172H222ZM238 174V173H237ZM228 175V174H227ZM248 175V176H249ZM101 176V175H100ZM131 176V177H130ZM148 176V177H147ZM164 176H165V173H164ZM206 176V175H205ZM205 176H204V178H205ZM237 176V175H236ZM236 176H233V177H235V179H236ZM115 177V176H114ZM156 177V178H155ZM193 177V176H192ZM222 177V176H221ZM227 177V176H226ZM244 177V176H243ZM246 177V176H245ZM244 177V178H245ZM250 177V176H249ZM257 177V176H256ZM256 177H254V178H252L253 180H256ZM113 178V177H112ZM195 177H193V179H194ZM91 179V178H90ZM89 179V180H90ZM116 178H113V180H115ZM151 179V178H150ZM150 179H147V181L148 180H150ZM153 179H151L150 180V182H153L154 180ZM168 179V178H167ZM185 179V178H184ZM183 179V180H184ZM227 179V178H226ZM234 179V180H235ZM243 179V178H242ZM112 180V179H111ZM112 180V181H113ZM143 180V179H142ZM159 180V178H157V181ZM161 180H162V177H161ZM251 181V183L252 182H255V181ZM82 181V180H81ZM87 181V180H86ZM120 181V180H119ZM137 181V182H136ZM156 181V180H155ZM154 181V182H155ZM160 181V180H159ZM166 181V180H165ZM242 181H244V180H242ZM83 182V181H82ZM81 182V183H82ZM88 182V181H87ZM116 182V181H115ZM144 182V183H143ZM143 182H141L142 183V186L144 187V185L146 186L149 182H147L146 183V181H144L143 180ZM227 182V181H226ZM234 182V181H233ZM112 183H114V181L112 182ZM118 183V182H117ZM140 183V184H141ZM146 183V184H145ZM159 183H161V182H159ZM239 183H241V182H239ZM250 183V182H249ZM260 183V184H259ZM108 184V183H107ZM110 184H111V182H110ZM150 184V183H149ZM152 184V183H151ZM179 185H180V183H178ZM112 185V184H111ZM114 185H115V183H114ZM120 185V184H119ZM160 185V184H159ZM171 185V184H170ZM233 185V184H232ZM250 185V184H249ZM250 185V186H251ZM113 186V185H112ZM141 186V185H140ZM147 186H153V185H147ZM178 186V185H177ZM231 186V185H230ZM257 186V185H256ZM142 187V188H143ZM108 188V187H107ZM120 188H121V186H120ZM125 189H123V186H122V189H123V191L125 190H127L126 188H128V187H124ZM151 188V187H150ZM172 190H173V187H170ZM174 188H176V187H174ZM178 188H179V186H178ZM177 188V189H178ZM232 188H233V186H232ZM248 188V187H247ZM111 189H112V187H111ZM111 189H109V190H111ZM122 189H120L119 190V194L120 193H122ZM139 189V188H138ZM146 189H148V187L146 188ZM177 189H175V190H177ZM180 189V188H179ZM179 189L177 190L180 194H179V196L180 195H182V192H180L179 191ZM97 190H99V189H97ZM108 189L107 190H103V191H105V193H106V191H109ZM115 190V189H114ZM140 190V189H139ZM111 191H112V194H111ZM110 191V194H108V195H112L113 196V198H114V196H116L115 194H113V190H111ZM117 191H118V189L116 190V193H117ZM121 191V192H120ZM124 191V192H125ZM166 190H164V192H165ZM169 191V190H168ZM177 191H175V193L177 192ZM245 191V190H244ZM98 192V191H97ZM101 192V191H100ZM160 191H158V193H159ZM237 192V191H236ZM258 192V191H257ZM127 193V192H126ZM125 193V194H126ZM129 193V194H130ZM157 193V194H158ZM103 194V193H102ZM128 194V193H127ZM126 194V195H127ZM128 194V195H129ZM133 194H134V192H133ZM143 195H144V193H142ZM155 194V193H154ZM156 194V195H157ZM163 194V196L162 197H160V195H162ZM95 195H96V192H95ZM98 195H100V193L99 194H97V197H98ZM107 195V196H108ZM122 194H120V196H121ZM124 195V194H123ZM122 195V196H123ZM138 195H136L135 197H133L134 199H136V200H139V198L137 199V196ZM143 195H142V198H143ZM159 195V194H158ZM160 195H159V197H157L158 198V200L160 201V198H161V203L158 201V202H156L157 201V199L155 198V200H153V203H151L153 206H155V204L157 203V206H155L156 208H158V211L160 210L161 211V213H160V211H159V213L160 214H158L157 212H156V210H151L152 208H154V207H151L150 208V210H148V212H151L152 214H151V217L153 218V220L155 221V226H154V228L153 229H151V230H148V231H146V233H145V229H144V231H143V233H139V234H141L140 236L137 234V235H135V234H128V235H130L129 237H130V239H128L126 236H125V239L127 238L128 239V244H126V245H129L130 246V248H129V250H127L128 249V247H126V245H124V244H121L120 246H122V248H118L119 250L118 251H120V253H118L117 252V254H116V257H118V255L120 256L119 258H115V260H116V262H117V264H141V262L143 261V259L145 258V248H146V250L147 251H149V249H150V251L152 250V249H156L157 248V246H156V243H154V245H150V243H149V241H151L152 240V238L154 239V237H155V235H156V239H158V238H161L162 237V240H165V239H163V233L161 232L162 230H165V229H162V227H161V225H165L166 223H168V224H166V226H164L165 228H166V231L167 230H169L170 228H168L167 229V227H169V226H171V217H173V218H175V217H177V215L179 214V212H177V210H175V202L173 201V203H171V204H173V205H171V206H173L172 208L169 206L170 205V202H172V200H174L173 198H171V197H169V196H171L172 195V193L171 194H169V196H166V201L168 200L167 198H170V199H172V200H168L167 202H169V204H168V206L166 205V201L164 200V198L163 197H165V194L163 193V192H160ZM168 195V194H167ZM177 195H178V193L176 194V197H177ZM87 196V195H86ZM94 196V195H93ZM101 196V195H100ZM102 196H104V195H102ZM118 196V195H117ZM125 196V195H124ZM131 196V195H130ZM174 196H175V194H174ZM248 196V195H247ZM95 198H96V196H94ZM119 197V196H118ZM126 197V199L128 198L127 196H125ZM152 197V196H151ZM151 197H148L149 199L151 198ZM190 197V196H189ZM237 197H238V195H237ZM105 198H107V197H105ZM108 198H109V196H108ZM107 198V199H108ZM123 198V197H122ZM131 198V197H130ZM145 198V197H144ZM148 198H145V199H148ZM180 198V197H179ZM182 198V197H181ZM239 198V197H238ZM238 198H237V200H238ZM87 199H90L89 197L87 198ZM92 199V198H91ZM107 199H105V200H107ZM117 199V198H116ZM118 199H120V198H118ZM117 199V200H118ZM153 199V198H152ZM93 201L92 202H94V199H92ZM100 200V199H99ZM133 199H131V201H132ZM135 200V201H136ZM143 200V199H142ZM183 200V199H182ZM196 200V199H195ZM21 201V200H20ZM91 201V200H90ZM89 201V202H90ZM109 201V200H108ZM120 200H118V202H119ZM130 201V200H129ZM146 201V200H145ZM165 201V202H164ZM179 201H180V204H176V205H180V208H181V210H182V208H183V206H182V204H181V199H179ZM238 201H241V200H238ZM86 202V201H85ZM105 202V201H104ZM114 202V201H113ZM139 202V201H138ZM156 202V203H155ZM198 202V201H197ZM26 203V202H25ZM94 203H98V202H94ZM100 203V202H99ZM108 203V202H107ZM187 203V202H186ZM249 203H248V206L250 207V205H249ZM29 204V203H28ZM33 204V203H32ZM32 204H30V205H32ZM37 204V206L39 205L38 203H36ZM36 204L34 203V205L36 206ZM92 204V203H91ZM101 204V203H100ZM132 204V203H131ZM130 204V205H131ZM160 204V205H159ZM184 204V207L186 206V204L185 203H183ZM195 204H198V203H195ZM200 204H201V202H200ZM199 204V205H200ZM40 205H42L41 203H40ZM81 205H82V202H81ZM129 205V206H130ZM137 205V204H136ZM190 206H191V204H190ZM196 206V205H195ZM194 206V207H195ZM201 206V205H200ZM231 206V205H230ZM239 206H240V202H239ZM247 206V205H246ZM21 207V206H20ZM19 207V208H20ZM30 207V206H29ZM39 207V206H38ZM37 207V208H38ZM40 207H42V206H40ZM39 207V208H40ZM146 207V206H145ZM178 207V206H177ZM188 206H186L185 208H184V210H186V208H187ZM202 207V206H201ZM241 207V206H240ZM248 207V209L250 210V208ZM252 207H251V210H252ZM24 208V207H23ZM87 208H88V205H87ZM127 208V207H126ZM134 208L136 209V207L134 206ZM141 208V207H140ZM143 209H141V210H144V206L142 207ZM148 209H149V206L147 207ZM146 208V209H147ZM173 208H174V210H173ZM179 208V207H178ZM226 208V207H225ZM34 209H36V208H34ZM86 209V208H85ZM123 209V208H122ZM125 209V208H124ZM124 209H123V211H124ZM132 209H133V207H132ZM131 209V210H132ZM134 209V210H135ZM139 209V208H138ZM188 209V211H189V208H187ZM193 209H195V208H193ZM199 209V208H198ZM197 209V210H198ZM205 209V208H204ZM38 210L39 209H37V212H38ZM130 210V214L134 211H131ZM172 210H173V212H175V214H176V216L174 215V213L172 214ZM179 210V209H178ZM184 210H182V211H184ZM192 210V209H191ZM190 210V211H191ZM239 210V209H238ZM250 210V211H251ZM40 211V210H39ZM105 211V210H104ZM120 211H122V210H120ZM119 211V212H120ZM126 211V210H125ZM136 211V210H135ZM134 211V212H135ZM145 211V210H144ZM143 211V212H144ZM147 211V210H146ZM163 211V212H162ZM169 211H170V213H169ZM189 211V212H190ZM193 211V210H192ZM35 213V211H33L32 210V213ZM100 212V211H99ZM139 212V211H138ZM141 212V214L143 213L142 211H140ZM140 212H139V214H140ZM197 212V211H196ZM33 213V214H34ZM90 213H91V211H90ZM136 213V212H135ZM145 213V212H144ZM142 214L141 215V217H140V215L139 214H137L138 216H137V218L135 219V222H136V220H140L141 219V221L142 220H144V219H146V217H144L145 216V214ZM17 214V213H16ZM40 214V213H39ZM106 214V213H105ZM122 214H124V213H122ZM126 214V213H125ZM129 214V215H130ZM147 214V213H146ZM169 214H171V216L169 215ZM245 214V213H244ZM35 215V214H34ZM38 215V214H37ZM94 215H97V213L96 214H94ZM131 215H133V214H131ZM169 215V216H168ZM173 215V216H172ZM193 215H195V214H193ZM221 214H219V216H220ZM98 216V215H97ZM148 216V215H147ZM168 216V217H167ZM175 216V217H174ZM186 216L187 215H184V216H182V217H185L184 219L186 220H184L183 222H186V223H183L182 222V226L184 225V224H186L187 225V227L184 225V227L185 228H190V224H191V222L190 221H192V224H193V220H190V217L188 216V218L187 219H189V220H187L186 219ZM191 216V215H190ZM196 216V215H195ZM11 217V216H10ZM33 217V216H32ZM100 217H101V215H100ZM144 217V219H142ZM149 217H150V215H149ZM170 217V218H169ZM181 217V216H180ZM128 218V217H127ZM129 218H130V216H129ZM172 218V219H173ZM192 218V217H191ZM196 218V217H195ZM194 218V219H195ZM204 218V217H203ZM171 220L170 221V223L168 222V220ZM180 219V218H179ZM130 220H132V219H130ZM146 220H148V218L146 219ZM198 220V219H197ZM244 220V219H243ZM247 220H249L248 218H247ZM263 220H264V217H263ZM128 221V220H127ZM139 222V221H137V223H135V225H134V227L136 228V225H138L137 227L139 228V226H143V224L144 223H142V222ZM182 221V220H181ZM201 221V220H200ZM245 221V220H244ZM244 221H243V223H244ZM118 222V221H117ZM141 223V225L139 224V223ZM188 222H189V224H188ZM116 223V222H115ZM125 223V222H124ZM129 223H131V221L129 222ZM173 223V222H172ZM196 222H194V225H196L195 224ZM241 223V222H240ZM264 223V222H263ZM113 224V223H112ZM126 224V223H125ZM132 224H133V221H132ZM197 224H199V223H197ZM237 224H238V222H237ZM236 224V225H237ZM242 224V223H241ZM107 225H109V224H107ZM114 226H115V224H113ZM121 225V224H120ZM120 225H117V226H115V227H118L119 228V226ZM149 225V224H148ZM168 225V226H167ZM243 225V224H242ZM124 226V225H123ZM127 226V225H126ZM147 226V225H146ZM222 226V225H221ZM241 226V225H240ZM250 226V225H249ZM257 226V227H256ZM263 226H264V224L263 225H261V227L263 228ZM99 227V226H98ZM121 227H122V225H121ZM145 226H143L142 228H144ZM251 227V226H250ZM108 228V227H107ZM131 228V227H130ZM141 228V227H140ZM139 228V229H140ZM222 228V227H221ZM260 228V227H259ZM262 228L260 229L261 230V232H262ZM88 229H90V228H88ZM96 229V228H95ZM116 229V228H115ZM120 229V228H119ZM128 229L129 228H127V230H125V233H127L128 232ZM150 229V228H149ZM162 229V230H161ZM131 229H129V231H130ZM135 230V229H134ZM133 230V231H134ZM160 230V234L158 233V234H156L158 231ZM237 230V229H236ZM252 230H254V229H250L249 231H252ZM259 230V231H260ZM121 232H122V229L120 230ZM229 231V230H228ZM120 232V233H121ZM171 232L173 233V231H171V229H170V233H169V231H168V233L170 234V235H172L171 234ZM105 233V232H104ZM124 233V232H123ZM135 233V232H134ZM249 233V232H248ZM252 233H253V231H252ZM72 234V233H71ZM70 234V235H71ZM88 234H90V233H88ZM166 234H167V232H166ZM177 233L175 232L174 233V235H172L173 237H176L177 235H176ZM179 234V233H178ZM184 234V233H183ZM182 234V235H183ZM236 234H237V232H236ZM160 235V237H157V236H159ZM168 235V234H167ZM179 235H181V233L179 234ZM188 235V234H187ZM248 235V234H247ZM253 235H254V233H253ZM122 236V235H121ZM183 236H185V235H183ZM236 236V235H235ZM244 236V235H243ZM172 237V238H173ZM181 238H182V236H180ZM188 237V236H187ZM253 237L254 236H252V234H251V238H252V240H253ZM260 238H262L261 236H259ZM101 238V237H100ZM168 239H169V237H168ZM174 240H175V238H173ZM183 239V238H182ZM182 239H180V243H179V245L182 247V245H181V243H182ZM256 239H258L259 240V238H256ZM263 239H264V235H263ZM263 239H261L262 241L260 242V244L262 243V242H264L263 241ZM76 240H77V238H76ZM93 240V239H92ZM91 240V241H92ZM124 240V239H123ZM122 240V241H123ZM188 240V239H187ZM89 241V240H88ZM113 241V240H112ZM120 241V240H119ZM130 241V242H129ZM153 241H155V242H158V241H156V240H153ZM238 241V240H237ZM104 242V241H103ZM124 242H126L127 243V241H124ZM123 242V243H124ZM165 244H167L166 243V240L165 241H163ZM163 242H162V245H163ZM185 242V241H184ZM259 242V241H258ZM115 243V242H114ZM161 243V242H160ZM169 243H170V241H169ZM173 243V242H172ZM243 243H244V241H243ZM1 244V243H0ZM153 244V243H152ZM175 244H176V240H175ZM174 244V245H175ZM201 244V243H200ZM237 244V243H236ZM259 244V243H258ZM81 246V245H80ZM150 246H153V247H150ZM166 246V245H165ZM176 246H177V244L175 245V248H176ZM197 246V245H196ZM245 246V245H244ZM254 246H256V243H255V241H254ZM254 246H253V248H254ZM261 246V245H260ZM124 247H126L127 249H125ZM163 247H164V245H163ZM166 247H168V246H166ZM165 247V248H166ZM181 247H178V248H180L181 250H179L180 251V256H182V255H184V256H182L183 258H188V256L186 257V254H181V252H182V249L183 248H181ZM107 248H109V246L108 247H104V249H107ZM125 250H127V251H125ZM159 248V247H158ZM162 248V247H161ZM239 248V247H238ZM256 248V247H255ZM263 248V247H262ZM154 249V250H155ZM163 249L164 248H162V251H163ZM199 249V248H198ZM203 249V248H202ZM206 249V248H205ZM96 250V249H95ZM117 250V249H116ZM158 250V249H157ZM160 250V249H159ZM158 250V251H159ZM187 250H188V248H187ZM187 250H186V252H187ZM195 250H197V248L195 249ZM255 250V249H254ZM112 251V250H111ZM113 251H115V250H113ZM112 251V252H113ZM148 252V256H149V254L150 253H152V252ZM158 251H156V252H158ZM162 251L160 252V254L162 253ZM166 251V250H165ZM185 251V250H184ZM248 251V250H247ZM252 251V250H251ZM93 252V251H92ZM156 252H154V253H152V255L153 254H155ZM238 252H240V251H238ZM254 252V251H253ZM167 253V252H166ZM197 253V255L199 254L198 253V251L196 252ZM244 254H245V252H243ZM112 254V253H111ZM114 254H115V252H114ZM165 254V253H164ZM203 254V253H202ZM251 254V253H250ZM255 254H256V252H255ZM255 254H252L253 256H254V258H256V256H255ZM157 255V256H156ZM153 258H158L159 257V254L157 253ZM179 254H177V257H179L178 256ZM196 255V256H197ZM67 256V258H69L68 257V255H66ZM147 256V257H148ZM199 256H200V254L197 256V258H199ZM253 256H251V258L253 259ZM153 258H151L152 260H156V259H153ZM160 258H161V256H160ZM203 258V257H202ZM239 258V257H238ZM244 258V257H243ZM264 258V257H263ZM70 259V258H69ZM159 259V258H158ZM177 259V258H176ZM181 259V258H180ZM188 259H190V258H188ZM234 259V258H233ZM97 260V259H96ZM145 260V259H144ZM152 260H151V262H152ZM164 260V259H163ZM163 260L161 261L162 263H164L163 262ZM178 260V259H177ZM177 260H175V262L177 261ZM202 260V259H201ZM200 259L198 260V262L199 261H201ZM69 261V260H68ZM95 261V260H94ZM112 261V263L114 262L113 260H111ZM158 261H160V259L158 260ZM165 261V260H164ZM167 261V260H166ZM165 261V262H166ZM182 261V260H181ZM186 261L188 262V260L186 259ZM185 261V262H186ZM66 262V261H65ZM115 262V263H116ZM145 262V261H144ZM161 262H160V264H161ZM178 262H179V260H178ZM184 262V261H183ZM185 262H184V264H185ZM232 262H234V261H232ZM263 262H264V259H263ZM85 263V262H84ZM95 263V262H94ZM106 263V262H105ZM111 263V264H112ZM150 263V262H149ZM158 263V262H157ZM236 263H237V261H236ZM250 263V262H249ZM73 264V263H72ZM93 264V263H92ZM109 264V263H108ZM114 264V263H113ZM142 264H143V262H142ZM152 264H153V262H152ZM159 264V263H158ZM174 264H177V262L176 263H174ZM183 264V263H182ZM188 264V263H187ZM200 264H201V262H200ZM264 264V263H263Z\"/></svg>",
	"mask_w": 264,
	"mask_h": 264
}]
</instances>
